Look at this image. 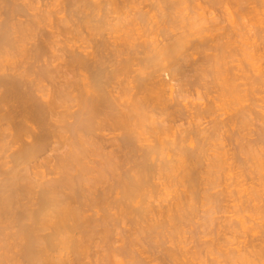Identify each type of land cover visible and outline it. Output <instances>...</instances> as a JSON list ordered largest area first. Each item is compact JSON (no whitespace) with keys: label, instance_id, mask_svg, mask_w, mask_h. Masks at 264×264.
Returning <instances> with one entry per match:
<instances>
[{"label":"rangeland","instance_id":"1","mask_svg":"<svg viewBox=\"0 0 264 264\" xmlns=\"http://www.w3.org/2000/svg\"><path fill=\"white\" fill-rule=\"evenodd\" d=\"M25 1H27V0H25ZM139 0H137V2H138ZM157 1H159V2H157ZM228 1H230L229 3H228ZM245 1V2H244ZM252 1H254V2H252ZM255 1H257V2H259V3H257V2H255ZM28 2H29V0H28ZM90 3H91V5H93V6H90V4H87L86 6L88 7V6H90V7H93V8H90L91 10H87V8L85 7L84 9H86V11L83 9L82 11V13H84V11L86 12V13H89V12H91V15H92V11H96V9H97V12H93L94 13V15L97 13L98 14V12H99V14L101 13V12H103L102 10H103V8H104V11L105 12H103V13H106V11H108V9L110 8H113L112 7V5H105V2H104V0H102V3L100 4V0L98 1L99 3V5H101V7H103V8H101V9H99L98 8V4L95 2V0L94 1H89ZM88 2V3H89ZM141 2V0L139 1V3ZM143 2V3H142ZM142 2H141V4H139V3H136V4H139V5H141V8H140V10H134V9H136V8H134V9H130V8H132L131 6H128L129 8V10H126V13L127 12H132L133 14V17H134V19H132V15L131 14H129V13H127L128 15H129V17L131 18V21L133 20L134 21V24L133 25H135L134 27L136 28V27H138V29H136V30H138V32H136V31H134V30H132L133 31V33H132V35L131 36H129V35H127V37L129 36L130 37V40L129 39H127V37H124V36H122V34H118L117 35V37L119 36V35H121V37H123V38H126V39H123V38H121L120 39V36L118 37V38H116L115 37V32H112V31H110L111 30V28H109V27H111L110 25H112V24H110V25H107V23L109 24V22L110 23H112L113 22V24L114 23H116V21L114 20V19H112L113 18V16L110 18V20L112 21H108V19H109V17H108V19L105 21V25H97V26H99L100 27V30L99 31H104L103 33H104V35H103V33L102 34H100L99 35V33L98 32H96V36L94 35V36H90V37H88V36H83L79 41H78V39L77 38H79V37H76L77 36V34H75L74 35V33L72 34V33H70V34H72L71 36H70V34H66V32H65V28H67V30L69 29V27L72 29V30H77L73 25H70V23L68 22L67 24H63L62 25V22H60V19H61V17H63V16H61V14H59V16H57L58 14L55 12V10H56V8H57V6L56 7H53L52 9H53V11L51 10V8H49L50 10V12H52L49 16H48V18H49V20L48 21H46V22H44V24H42L43 26H42V28H45V25L47 24V26H46V29H44V30H47V31H45V32H50L49 30H52L54 33H56V36H57V32H60L59 33V35H58V39L59 40H57V38L55 39L54 38V40H56L57 41V44L59 45H57L56 46V48L54 47V49H55V52H56V58L54 57L55 55V52L54 53H52L53 51L51 50V52H50V49H49V51H48V53L50 52V53H52L51 55L50 54H48V55H50V56H52L53 58H51V57H48V59L49 58H51V60L53 59V61H51V62H53V64L54 65H56V68H57V71L55 70V76L53 75V82H54V84L52 83V82H48V84L46 85V83L47 82H45V85H46V88H47V90L48 91H50V93L51 92H54V90L55 89H57L58 87L57 86H60V85H63L64 83H65V81H71L72 80V82L73 81H75L74 82V86H72L73 84H72V82H71V87H73L72 89H74V90H70L71 92H69L70 93V95H71V93H72V96L71 97H73V95H74V98H75V96L76 97H79V99L78 98H75V99H78L79 101H81L80 103H77V101L74 99L72 102H73V104H72V102H71V105L68 103V102H70V101H67V104H69V105H67V107L69 106V108H68V110L70 109V114L72 113V111H73V113L72 114H75V113H77L78 112V110H80V108H79V106L81 105V104H83L82 103V98H85V99H83V100H86V97H87V93L86 92H88V91H86L89 87L91 88V86H86L87 88H85V86H83V85H85V84H83V82L84 83H87V81H88V84H89V79H90V82H92V79H91V77L93 78V76H91L92 75V73L90 74V72L88 73V71H86V74H85V70L83 71V74L81 73L80 74V72L78 73V71L77 72H74V73H77V74H75L76 75V78L78 79H76L75 77H73V71L71 70L72 69V66H70V68H69V66H67L68 64V62L71 60L70 59V57H68L67 55H65V56H63V53L62 52H59L60 50H61V45H64V44H62V42L64 41V39H68V37L67 36H69V38L71 37L72 39H74L75 37V39L77 40V41H71V42H69V39L66 41L65 40V42L67 43V45L70 43V45L71 44H73V42H74V44H76L75 46H74V49H78V47H80V49H78V51H79V53L82 51V53L81 54H83V50H84V54H88V53H90V50L92 49V51H91V53H96V51H97V53L99 52V51H101V50H103L102 51V53L104 54V55H106L105 57L106 58H110V60L111 61H113L112 59H114L112 56L115 54V52L117 53V51H115V50H126V51H128L127 52V55H124L125 57H130V56H132L133 57V55L131 54L130 55V53H134V55L135 54H137L138 55V57L139 58H141V57H143L142 59H144L145 57V54H144V56H143V53L142 54H140V55H142V56H140L139 55V53H138V51H143L144 52V43L143 42H145V41H149V43H148V45H149V48L150 47H156V44L155 43H157L156 41L157 40H159V43H157V44H160L161 42H162V40H164L163 42H166L167 40H165V37H167L166 39H169V37H171L172 38V36H173V38L175 37V38H181L182 39V37L184 38V39H182V40H184V43H183V41H182V43H180L182 46V48H181V50H182V52H181V50H179L178 51V55L177 54H174V55H176V56H174V58H173V60L171 59L173 56H171V58L169 57V59H171L172 61H173V64L171 63V60H169L168 58L167 59H165V61L163 62V64L166 66V64L168 63V65H167V67H164V68H169V69H171V70H174L175 71V69H176V67H177V70L179 71V72H174L173 74H170L169 72H164L163 73V71H162V69H164L163 67L161 68V71H160V76H159V78L157 77V81H156V73H155V77H154V79H155V81L156 82H161V81H163L164 80V82H165V84H164V82H163V84H164V87L163 88H165V87H167V85L169 86V87H167V89H166V91H164V93L165 94H163V96L165 97H163V99H162V101L164 100V106H162L163 104V102L160 104V105H158L157 104V102L156 101H154L155 103H153V105H150V104H147V105H150L149 106V108L151 107V109L149 110V108H148V106L146 105L145 107H146V109L147 110H145V108H144V106H142L143 107V110L145 111V113H146V111H148L147 112V114H148V116H147V114H145V117L147 116L148 118H150V119H147L146 118V122L145 121H143V119H142V122H143V124L141 123V122H139L140 124V127L139 126H137V127H139L138 129H137V127L135 128V130H136V134H137V136L138 135H140V138H139V136L137 137L139 140L137 141V145L138 144H140V146L142 147V149H141V147L138 145L137 146V153H136V156H132L133 158L131 159V155L128 157V151H127V149H125V147H124V144H123V142L122 141H120L121 140V137L119 136V138H118V136L117 135H121L120 134V132H118L117 131V133H119V134H117V133H114V132H112L111 133V131L112 130H109L110 132H108L107 130H105V132L104 131H98V132H101V134L104 136V139H103V137H102V135L100 134V136L102 137V142H101V139H100V136H99V134H98V136L97 135H95V136H97L98 138V141H96L97 139H95L92 135H91V137H93L92 139H91V143L94 141V142H96L97 144H99L98 145V147L99 148H96V147H94V146H97V144L96 145H93L92 147V149H91V151H94L95 150V148L98 150V151H100V153L102 154V158H101V155H100V153H98L99 155H97L98 156V159L96 158L95 160H96V162L94 161V157H97V156H95L96 154H95V152H94V156L92 155V154H89L87 157L85 156V158H87L86 160H87V163L86 162H83V164L84 163H86L87 165H88V162H90V160H91V163H90V165L89 166H87L86 164H85V166L86 167H89V168H91V167H94V169L93 168H91L92 170H94L95 172L93 173V171H91L92 172V175H90V173H88V174H86L87 176H88V182H86V186H85V184H84V188H86V191L89 189H92V190H90L91 192H92V194H93V192L95 191L97 194H98V190H100V191H102V190H104V188H106V190H109V192L110 191H112V193H111V197H109V200H108V205L107 204H105V207L107 208L106 210H105V207L104 206H102V205H100V207L102 208V211H101V209H100V207H98V206H90V204H91V201L90 202H87V203H90V204H87L86 202V206H84L85 208H84V210L86 211V210H89V211H84L83 209V213H84V216H85V218L87 217V218H89V220H92L91 222H92V225H94L93 224V222L95 223V224H97V223H99V224H101V225H104V226H101L100 225V228L98 227L97 228V234L95 235L94 233L96 232V230H95V232L93 233L94 235V238L93 237H91V234L90 233H92V230L91 231H87L85 228V230L84 231H86L87 233H89V237H90V239H91V243L89 242V244L88 245H90V248L91 249H89V247H88V249H86V250H88V252L87 251H83V252H81L80 251V253H81V255H82V253H83V255L82 256H78L79 255V252H78V254H77V252L76 253H74L73 252V249H63V248H61V249H59L60 247H57V248H55V249H53L52 250V253H55V254H52L51 253V251H50V254H51V256L50 255H47V256H49V257H51V259L53 258V260H54V258L56 259V258H59V259H61V260H63V259H65L64 261H67L68 262V264H180L181 262V264H183V263H185V264H217V262H218V264L220 263V264H230V263H234V264H236V261L238 262L237 264H239V258H243L244 256L246 257H249L248 255H249V253H253V251L252 250H254L253 249V247H252V245L254 244V245H259V243L260 242H264L263 240H264V175H262V174H264V75L262 74V73H264V35H262L263 33H264V23H262L263 21H264V1L263 0H165V2H167L166 4H165V2L164 1H160V0H142ZM213 2V3H212ZM235 2V3H234ZM237 2V3H236ZM104 3V4H103ZM160 3H161V5H160ZM163 3V4H162ZM170 3H172V4H170ZM238 3H240L239 5L241 6V7H239L238 5H236V4H238ZM251 3V4H250ZM253 3V4H252ZM254 3L256 4V5H254ZM31 5H32V7H33V9H35V7L38 9L41 5H36V3L35 4H33V3H30ZM96 4L98 5L97 6V8H96ZM147 4V5H146ZM151 4V5H150ZM165 4V6H163ZM224 4V5H223ZM103 5V6H102ZM105 5V6H104ZM139 5H137V7L139 6ZM154 5V6H153ZM245 5V6H244ZM253 5V6H252ZM135 6V5H134ZM244 6V7H243ZM250 6V7H249ZM32 7H31V9H32ZM106 7V8H105ZM136 7V6H135ZM140 7V6H139ZM149 7V8H148ZM159 7V8H158ZM163 9H162V8ZM166 7H167V9H166ZM168 7H169V9H168ZM247 7V8H246ZM262 7V8H261ZM172 8V9H171ZM238 8H239V10H238ZM241 8V9H240ZM35 10V11H33V10H28L29 11V13H31V12H34V13H38L39 11L38 10ZM95 9V10H94ZM114 9V8H113ZM143 10V12H145V14L146 15H148L146 18L144 17V19H145V21L144 22H142L141 21V23H144V24H140L139 22H137L136 20H138V19H136V18H139V17H141L142 15L141 14H138V13H140V11H142ZM159 9H161V10H159ZM249 9V11H247ZM254 9V10H253ZM258 9L260 10V11H258ZM101 10V11H100ZM150 10V11H149ZM152 10V11H151ZM155 10H156V13H155ZM166 10V11H165ZM168 10V11H167ZM173 10V11H172ZM245 10V11H244ZM37 11V12H36ZM88 11V12H87ZM113 11V10H112ZM112 11H110V13L112 12ZM134 11V12H133ZM163 11V12H162ZM45 12V11H44ZM135 12H138L137 13V16L135 15ZM142 12V13H143ZM166 12V14L163 16L162 14L163 13H165ZM170 14H169V13ZM241 12V13H240ZM244 12L246 13V14H244ZM256 12H258V13H256ZM46 13H48V12H46ZM45 13V14H46ZM54 13V14H53ZM57 15H56V14ZM177 15H176V14ZM183 13V14H182ZM239 13L242 15V16H240L239 15ZM248 13H250V14H248ZM259 13H260V16L261 15H263V16H258L259 15ZM85 14V13H84ZM102 14V13H101ZM108 14H109V11H108ZM126 14V15H127ZM145 14H143V16L145 15ZM155 14V15H154ZM169 14V15H168ZM248 14V15H247ZM254 14V15H253ZM54 15V16H53ZM81 15H83V14H81ZM81 15H79V16H81ZM104 15V14H103ZM131 15V16H130ZM141 15V16H140ZM145 15V16H146ZM173 15V16H172ZM180 15V16H179ZM93 16V15H92ZM136 16V17H135ZM175 16H177V18L175 19ZM244 16V17H243ZM248 16V17H247ZM249 16H251V17H249ZM4 17V16H3ZM57 17H59V18H57ZM128 17V16H127ZM128 17V18H129ZM149 17V18H148ZM164 17V18H163ZM171 17V18H170ZM183 17H186V18H183ZM259 17V18H258ZM27 17H24L23 18V20H25ZM54 18V19H53ZM128 18H126L125 17V19H128ZM130 18L128 19V21H130ZM160 18H161V20H160ZM163 18V19H162ZM166 18V19H165ZM182 18V19H181ZM256 18V19H255ZM53 19V20H52ZM121 19H123V18H121ZM159 19V20H158ZM170 21H169V20ZM173 19H175V20H173ZM179 19H181V20H179ZM184 19H186V20H184ZM187 19H188V21H187ZM250 19V20H249ZM27 20V19H26ZM115 22H114V21ZM140 20V19H139ZM148 20V21H147ZM164 21L165 20V22L167 21V22H169L168 24H167V22L166 23H164L163 22V24H162V22L161 21ZM173 20V21H172ZM191 20H193L194 21V24H196V25H194L193 23L191 24L190 22H191ZM251 20H253V21H251ZM255 20H257V21H255ZM262 20V21H261ZM58 21V22H57ZM67 21H68V19H67ZM124 22L126 21L127 22V20H123ZM133 21H132V23H133ZM138 23H136V22ZM176 21V22H175ZM177 21H180V22H177ZM184 21H187L188 22V24L186 23V24H184L185 22ZM192 21V22H193ZM208 21V22H207ZM212 21V22H211ZM215 21V22H214ZM48 22V23H47ZM49 22L51 23L52 22V24H50L49 25ZM56 22V23H55ZM150 22V23H149ZM171 22H175L174 24H172ZM184 22V23H183ZM206 22H207V24H206ZM220 24V25H218V23ZM251 22V23H250ZM255 22V23H254ZM259 22V23H258ZM129 23V22H128ZM156 25H155V24ZM189 23H190V25H189ZM198 23H199V25H198ZM214 23V24H213ZM254 23V24H253ZM53 24H55V25H53ZM57 24V25H56ZM140 24V25H139ZM161 24V25H160ZM204 24H206V25H208V26H204L203 27V25ZM216 24H217V26H216ZM256 24V25H255ZM259 24V25H258ZM60 25V26H59ZM144 27H143V26ZM149 25V26H148ZM173 25H174V27H173ZM188 25V26H187ZM191 25H194V26H191ZM213 25H215L214 27H212ZM52 26V27H51ZM53 26H54V28H53ZM56 26V27H55ZM106 27V26H108V27H106L105 29L103 28V27ZM132 26V25H131ZM166 26V27H165ZM219 26V27H218ZM73 27H74V29H73ZM134 27H132V28H134ZM163 27V28H162ZM168 27V28H167ZM171 27V28H170ZM193 27V28H192ZM200 27H202L201 29H199ZM49 30H48V29ZM52 28V29H51ZM57 28V29H56ZM101 28H103V30H101ZM134 28V29H135ZM140 28V29H139ZM141 28H142V30H141ZM152 28V29H151ZM166 28V29H165ZM175 28V29H174ZM196 28V29H195ZM204 28V29H203ZM210 28V29H209ZM259 28V29H258ZM61 29H62V31H64V34H62V31H61ZM107 29H109V30H107ZM70 30V29H69ZM72 30H71V32H72ZM106 30V31H105ZM139 30H140V32H139ZM152 30V31H151ZM155 30V31H154ZM162 32H161V31ZM193 30V31H192ZM195 30V31H194ZM200 30V31H199ZM211 30V31H210ZM217 30V31H216ZM262 30V31H261ZM176 31V32H175ZM191 31V32H190ZM207 31V32H206ZM212 31H214V32H212ZM84 32V31H83ZM83 32H81V33H83ZM112 33V35L110 34V33ZM131 32V31H130ZM136 32V33H135ZM149 32V33H148ZM166 34H165V33ZM175 32V33H174ZM193 32V33H192ZM196 32V33H195ZM85 33H87V32H84L83 33V35L85 34ZM98 33V34H97ZM128 33H129V31H128ZM134 33H135V35H134ZM137 33H139L138 35H137ZM188 33V34H187ZM199 35H198V34ZM205 33H206V35H205ZM61 34V35H60ZM88 34V33H87ZM114 34V35H113ZM143 34V35H142ZM192 34V35H191ZM197 34V35H196ZM203 34H204V36H203ZM209 36H211V37H209ZM223 34H224V36H223ZM106 35V36H105ZM109 35H111V36H109ZM163 35H164V37H163ZM170 35V36H169ZM184 35H186V37H184ZM194 35V36H193ZM61 36H63L64 37V39H62L63 37H61ZM101 38V39H99V37ZM125 36H126V34H125ZM138 38H136V37ZM145 36V37H144ZM146 36H148V37H146ZM177 36V37H176ZM181 36V37H180ZM92 37V38H91ZM94 37V38H93ZM112 37V38H111ZM132 37V38H131ZM152 39H151V38ZM156 37V38H155ZM199 37V38H198ZM222 37H223V39H222ZM60 38H61V41L62 42H60ZM88 38H90V39H88ZM103 38H104V40H103ZM111 38V39H110ZM114 38H116V39H114ZM143 38V39H142ZM164 38V39H163ZM186 38H188V39H186ZM198 38V39H197ZM202 38V39H201ZM28 39V38H27ZM34 39V38H33ZM33 39H31L30 38V42H29V40H28V43L27 42H25L26 44H25V46L27 47V49L29 48V49H31L32 47V43H36V40L35 39H37V38H35L34 40ZM107 39V40H106ZM215 39V40H214ZM100 40V41H99ZM113 40V41H112ZM118 40V41H117ZM120 40V41H119ZM122 40V41H121ZM129 42H127V41ZM134 40H135V43H134ZM145 40V41H144ZM211 40H213V41H211ZM33 41V42H32ZM83 41V42H82ZM97 41V42H96ZM103 41H105V42H103ZM108 41V42H107ZM110 41V42H109ZM153 41V42H152ZM161 41V42H160ZM191 41V42H190ZM61 43V45L59 44V43ZM65 42H63V43H65ZM82 42V43H81ZM89 42V43H88ZM94 42V43H93ZM118 42V43H117ZM125 42V43H124ZM155 42V43H154ZM180 42H181V40H180ZM98 43V44H97ZM102 43H104L103 45H102ZM107 43V44H106ZM115 43V44H114ZM117 43V44H116ZM122 43V44H121ZM138 43H140V45L138 44ZM150 43H151V45H150ZM212 43V44H211ZM23 44V43H22ZM73 44V45H74ZM94 44H95V46H94ZM125 44V45H124ZM128 44V45H127ZM143 44V45H142ZM145 44H146V42H145ZM155 45V46H152V45ZM79 45V46H78ZM81 45H82V47H84V49L83 48H81ZM93 45V47H91ZM103 46V48H101L102 46ZM108 45H110V46H108ZM122 45V46H121ZM138 45H139V47H138ZM162 45V44H161ZM218 45H221L220 47L218 46ZM227 45H229V46H227ZM245 45V46H244ZM61 46V47H60ZM100 46V47H99ZM105 46V47H104ZM125 46H127V47H125ZM132 46H133V52H131V49H132ZM222 46H223V48H222ZM243 46V47H242ZM31 47V48H30ZM58 47V48H57ZM60 47V48H59ZM99 47V48H98ZM120 47V48H119ZM122 47V48H121ZM131 47V48H130ZM139 49H138V48ZM143 49H142V48ZM158 48H159V46H157ZM161 47V46H160ZM198 47V48H197ZM207 47H208V49H207ZM215 47H217V49L215 48ZM225 47V48H224ZM88 48V49H87ZM101 48V49H100ZM153 48H151L150 49V52H154V49ZM201 48H202V50H201ZM242 48V49H241ZM59 51H58V50ZM86 49V50H85ZM105 49V50H104ZM112 49V50H111ZM115 49V50H114ZM225 49V50H224ZM88 50V51H87ZM94 50H95V52H94ZM99 50V51H98ZM135 50H136V52L137 53H135ZM199 50V51H198ZM221 50L223 51V52H221ZM113 51H114V53H113ZM123 51V52H124ZM203 53H202V52ZM244 51V52H243ZM60 53V55H59V53ZM88 52V53H87ZM177 52V51H176ZM179 52H181V53H179ZM228 52V53H227ZM100 53V54H99ZM98 54L100 55V56H103L102 58H104V55L101 53V52H99ZM110 53H113V54H110ZM128 53H129V55H128ZM155 53V52H154ZM223 53H224V55H223ZM232 53V54H231ZM250 55H249V54ZM24 54L26 55H28L29 56V54L28 53H26V52H24ZM65 54V53H64ZM111 55V56H109V55ZM125 54H126V52H125ZM180 54H181V56H180ZM252 54V55H251ZM23 56V55H18L17 56V60H18V62H19V64H18V62H17V60L16 59H14V60H16L15 62V64H17L16 66H20V64H23V65H21V69L20 70H22V67L25 69V66H28L29 64L27 63V61L29 62V63H31L30 62V59L27 57V55L26 56ZM57 55H59V56H61L60 58L57 56ZM137 55H135V56H137ZM151 55H153V54H150V56ZM223 55V56H222ZM225 55H227V56H225ZM229 55V56H228ZM230 55H232V58L230 57ZM244 55V57H242ZM245 55H247V56H245ZM255 55V56H254ZM67 56V57H66ZM124 56H123V58H124ZM216 56V58H214ZM22 57V58H21ZM111 57H112V59H111ZM185 57V58H184ZM206 57H207V60H206ZM209 57V58H208ZM222 57H224V58H222ZM227 59H226V58ZM247 57V58H246ZM251 57V58H250ZM258 57H260V58H258ZM26 58V60H24ZM59 58V59H58ZM116 58V57H115ZM135 58V57H134ZM177 60H176V59ZM214 58V59H213ZM218 58H220V59H218ZM253 58V59H252ZM28 59V60H27ZM46 59H47V56H46ZM54 59H55V61H54ZM57 59V60H56ZM105 59V58H104ZM137 59V58H136ZM142 59H140V60H142ZM210 59V60H209ZM214 61H213V60ZM219 61H218V60ZM225 59V60H224ZM230 60V62L228 63V61ZM231 59H233V61L235 62H233V61H231ZM13 60V59H12ZM106 60V59H105ZM105 60H103V61H105ZM108 60V59H107ZM106 60V63L108 62L109 64H107V65H110V63H111V61H107ZM166 60H167V62H166ZM174 60H176V62L174 61ZM209 60V61H208ZM217 60V61H216ZM237 60V61H236ZM24 61V62H23ZM59 63H58V62ZM62 61V62H61ZM168 61H170V62H168ZM196 61V62H195ZM203 61V62H202ZM211 61V62H210ZM225 61H226V64L227 65H225V64H223V66H222V63H225ZM249 61H251L252 62V64H253V66L251 65V62H249ZM12 63L14 62V61H11ZM23 62V63H22ZM137 62H139V60L137 61ZM136 62V63H137ZM142 61H140V64H138V68L135 66L134 67V69L136 70V68L137 69H140V67L142 68L143 66H144V63H143V65H142V63H141ZM165 62H166V64H165ZM198 62V63H197ZM219 62H221L220 63V66H218L217 65V63H219ZM239 62V63H238ZM254 62V63H253ZM64 63V64H63ZM106 63H105V65H106ZM113 63H114V61H113ZM135 63V64H136ZM170 63V64H169ZM174 63L176 64V66L174 65ZM191 63H192V66H191ZM211 63V64H210ZM213 63V64H212ZM14 64V65H15ZM26 64H28V65H26ZM67 64V65H66ZM195 64V65H194ZM214 65L215 64V66H212V67H214V68H212L210 65ZM231 66H229V65ZM239 64V65H238ZM11 64L9 63V66H10ZM25 65V66H24ZM59 65V66H58ZM106 65V66H107ZM235 65H236V67H235ZM243 65V67H241ZM15 66V67H16ZM65 66H66V69H65ZM190 66V67H189ZM218 66V67H217ZM226 66V67H225ZM240 66V67H239ZM59 67V68H58ZM69 68V72H67L68 71V68ZM109 67V66H108ZM171 67V68H170ZM173 67H174V69H173ZM238 67V68H237ZM253 67V68H252ZM257 67V68H256ZM52 68V67H51ZM197 68H198V70H197ZM23 69V70H24ZM63 69H64V71H63ZM157 69V68H156ZM160 69V68H159ZM159 69H157V70H154V71H158V73H159ZM211 69V70H210ZM224 69V70H223ZM228 69V70H227ZM58 70H61V71H59L58 72ZM75 70V69H74ZM153 69H148V71L149 72H151ZM182 70V71H181ZM184 70V71H183ZM217 71L216 72V74H215V72L214 71ZM227 70V71H226ZM65 73H63V72ZM212 72V74L211 73H209V72ZM181 72V73H180ZM220 72V73H219ZM226 72V73H225ZM233 72V73H232ZM60 73V74H59ZM61 73H63V74H61ZM187 73H189V74H187ZM219 73V74H218ZM59 74V76H57ZM70 74V75H69ZM80 74V75H79ZM167 74V75H166ZM178 74V75H177ZM182 74V75H181ZM185 74V75H184ZM224 74V75H223ZM246 76H245V75ZM258 74V75H257ZM260 74V75H259ZM72 75V76H71ZM74 75V76H75ZM82 75V76H81ZM125 74H123V75H121L122 77H119V80H120V82L121 81H123V83H124V86H125V84L127 85V86H129L127 83H129V84H132V85H130V87H132L133 86V84H135V83H132V81H133V77L130 75V74H128V75H130L129 77L127 76V75H125ZM134 75V74H133ZM171 75V77H169V76ZM220 75V76H219ZM236 75V76H235ZM245 77H243V76ZM61 76L63 77V78H61ZM68 76V77H67ZM81 76V77H80ZM84 76V78H82ZM119 76V75H118ZM213 76H217V78H215V77H213ZM243 78H242V77ZM255 76H258L259 78H257V77H255ZM261 76V77H260ZM35 77V76H34ZM57 77V78H56ZM66 77V78H65ZM71 77V78H70ZM219 77V78H218ZM224 77V78H223ZM226 77V78H225ZM247 77V78H246ZM62 79V80H64V78H65V80L62 82V80H60V79ZM126 78V79H125ZM214 78V79H213ZM228 78H230L231 80H229ZM58 79V80H57ZM86 79H88V80H86ZM158 79H159V81H158ZM163 79V80H162ZM198 79V80H197ZM226 79V80H225ZM254 79V80H253ZM255 79H256V81L258 80V82H255ZM260 79V80H259ZM84 80V81H83ZM125 80V81H124ZM127 80H130L129 82L127 81ZM215 80V81H214ZM219 80V81H218ZM239 80H240V83H239ZM242 80H243V82L244 83H246V85H244V83L242 82ZM252 80V81H251ZM56 81V82H55ZM57 81H59V84L57 83ZM80 81V82H79ZM83 81V82H82ZM174 81V82H173ZM189 83H188V82ZM214 81V82H213ZM216 81H218V83L219 84H217V82ZM222 81V82H221ZM237 81V82H236ZM77 82V83H76ZM131 82V83H130ZM225 82V83H224ZM252 84H251V83ZM56 83V84H55ZM122 83V84H123ZM213 83V84H212ZM233 83V87H235L236 89H235V91H233L234 89H233V87H232V84ZM234 83H237V84H234ZM80 84V85H79ZM160 84V83H159ZM161 84H162V82H161ZM167 84V85H166ZM189 84V85H188ZM221 84H224V86L223 87H221ZM240 84V85H239ZM136 85V84H135ZM134 85V86H135ZM205 85V86H204ZM226 85V86H225ZM231 85V86H230ZM237 87H236V86ZM49 88H48V87ZM52 86V87H51ZM78 86V87H77ZM80 86H82L81 88H80ZM122 86V85H121ZM246 86V87H245ZM76 87V88H75ZM130 87H128V88H130ZM174 87V88H173ZM230 87V88H229ZM239 87V88H238ZM122 88V87H121ZM125 90L124 91H126L128 88L125 86V87H123ZM127 88V89H126ZM169 88V89H168ZM221 88V89H220ZM228 88H229V90H228ZM50 89V90H49ZM70 89V88H69ZM69 89L67 90V91H69ZM86 89V90H85ZM91 89H93V87L91 88ZM91 89H89V90H91ZM136 89V88H135ZM164 89V90H165ZM246 89V90H245ZM248 89V90H247ZM75 90H76V92H75ZM137 90V89H136ZM136 90L135 91H131V93H133V92H136ZM221 90H222V92H221ZM224 90H225V92H224ZM232 90V91H231ZM56 91V90H55ZM82 91V92H81ZM94 91V89L92 90V92ZM176 91V92H175ZM240 91H242V92H240ZM85 92V93H84ZM92 92H88L89 94L90 93H92ZM229 92H231V93H229ZM68 93V92H67ZM69 93L67 94L68 96H70L69 95ZM77 93V94H76ZM129 93H130V89H129ZM241 93V94H240ZM65 94V93H64ZM81 94V95H80ZM88 94V95H89ZM95 94V93H94ZM127 94V93H126ZM228 94V95H227ZM230 94V95H229ZM66 95V94H65ZM95 95H97V94H95ZM223 95V96H222ZM242 95V98H240V96ZM247 95V96H246ZM85 96V97H84ZM126 96V95H125ZM124 96V98L122 99V101H124L125 99H130L131 97H129V95L128 96H126L125 97ZM173 96V97H172ZM180 96V97H179ZM228 96H229V98H228ZM244 96V97H243ZM71 97H69V99H73V98H71ZM128 97V98H127ZM168 97H169V99H168ZM177 97V98H176ZM179 97V98H178ZM182 98V99H181ZM244 98V99H243ZM168 99V100H167ZM175 99H177V102H175L176 100ZM239 99V100H238ZM131 100V99H130ZM129 100V101H130ZM172 100V101H171ZM241 100H242V102H241ZM78 101V102H79ZM211 101V102H210ZM126 103H128L127 101H125ZM132 102V101H131ZM159 102H161V101H159ZM174 102V103H173ZM178 102H180V103H178ZM74 103H77V104H74ZM123 103V102H122ZM130 103V102H129ZM155 104H157V106L155 105ZM177 104V105H176ZM179 104H181V105H179ZM198 104V105H197ZM72 105H75L74 107L72 106ZM128 105H130V104H127L126 106H128ZM156 107H155V106ZM205 105V106H204ZM82 107H81V109L83 108V105H81ZM152 106H154L155 108L154 109H157V108H159V111L162 109V112H165V113H159L158 112V109H157V112L155 113V111H154V109H153V107ZM159 106H161V108L159 107ZM168 106V107H167ZM181 106L183 107L182 109H181ZM71 107V108H70ZM74 109H73V108ZM77 107H78V109H77ZM163 107V108H162ZM165 107V108H164ZM176 107H178V108H176ZM167 108V109H166ZM171 108V109H170ZM173 108V109H172ZM205 108L207 109L206 111H205ZM71 109H72V111H71ZM153 109V110H152ZM176 109V110H175ZM62 110V109H61ZM76 110V111H75ZM194 110V111H193ZM197 110H201V112L199 113V111H197ZM212 111V112H210L211 114L213 113V115H209L208 116V114H209V112H208V114H205V113H207V111ZM66 111V110H65ZM75 111V112H74ZM152 111V112H151ZM177 111V112H176ZM182 111V112H181ZM202 111H205L204 112V114L202 113ZM64 112V111H63ZM69 112V111H68ZM161 112V111H160ZM169 113V116L171 115V117L173 116V115H175V116H173L172 118L171 117H169L168 116V114L166 115V113ZM199 114L198 116H200V117H198V116H196V114L197 113ZM215 112V113H214ZM143 113V112H142ZM141 113V114H142ZM152 113V114H151ZM155 113V114H154ZM184 113V114H183ZM188 113V114H187ZM193 113V114H192ZM202 113V114H201ZM71 114V115H72ZM161 114V115H160ZM195 114V115H194ZM201 114V115H200ZM68 115H69V113H68ZM182 116V117H179V116ZM186 115V116H185ZM202 115H204V116H202ZM70 116V115H69ZM74 116V115H73ZM72 116V117H73ZM76 116V115H75ZM75 116L73 117V119H71V117H66L67 118V123L68 122H70L71 121V123H72V121H75L74 119H75ZM155 116H157V117H155ZM202 116V117H201ZM144 117V118H145ZM162 117V118H161ZM196 117H198V118H196ZM65 118V117H64ZM65 118V119H66ZM155 118V119H154ZM157 118V119H156ZM175 119V121H174V119ZM195 118V119H194ZM211 118H212V120H211ZM58 120L59 119V116H58V118L57 117H54V120H52V122H53V125L55 124V125H57L54 121L55 120ZM155 121H154V120ZM164 119V120H163ZM56 120V121H57ZM145 120V119H144ZM148 120V121H147ZM159 120V123L157 122ZM169 120H172V121H169ZM174 121V122H173ZM193 122V123H191V122ZM212 121V122H211ZM52 122H51V124H52ZM156 124L155 126H154V123ZM167 122H169V123H167ZM65 123V122H64ZM147 123V124H146ZM150 123V124H149ZM164 123V124H163ZM219 125H218V124ZM149 124V125H148ZM171 124V125H170ZM135 125H136V123H135ZM144 125V126H143ZM152 127H151V126ZM158 125V126H157ZM215 125V126H214ZM216 125H217V127H216ZM58 126H59V124H58ZM166 126V127H165ZM193 128H192V127ZM219 126V127H218ZM60 127H61V125H60ZM59 127V128H60ZM142 127V128H141ZM154 127V128H153ZM155 127H157V128H155ZM165 128L164 130V132H163V130H161V128ZM174 127V128H173ZM180 127V128H179ZM214 127H216L215 129L218 131V132H220V135H218L217 134V131L214 129ZM141 128V129H140ZM158 128H160L159 129V131H157L158 130ZM166 128H167V132H166ZM173 128V129H172ZM192 128V129H191ZM200 128V129H199ZM218 128H220V129H218ZM57 129H58V127H57ZM56 129V130H57ZM143 129V130H142ZM157 129V130H156ZM185 129V130H184ZM188 129V130H187ZM137 130H138V132H137ZM140 130V131H139ZM147 130V131H146ZM184 130V131H183ZM199 132H198V131ZM214 130L216 131V135L214 134ZM156 131V132H155ZM162 131V132H161ZM174 131V132H173ZM188 131V132H187ZM195 131V132H194ZM197 131V132H196ZM97 132V133H98ZM103 132V133H102ZM142 134H141V133ZM160 132V133H159ZM178 134H177V133ZM204 132V133H203ZM213 132V133H212ZM66 133V132H65ZM68 133V132H67ZM111 133V134H110ZM122 133V132H121ZM147 133V134H146ZM169 133V134H168ZM188 133V134H187ZM200 133V134H199ZM236 135H235V134ZM94 134H96V133H94ZM160 134V135H159ZM161 134H163V135H161ZM167 134H168V136H167ZM180 134V135H179ZM186 134V135H185ZM199 134V135H198ZM204 134V135H203ZM233 134H234V136H233ZM69 135H71L70 133H68L66 136H69ZM158 135V136H157ZM170 135H172L171 137H170ZM176 135H177V137H176ZM184 135H185V140L184 139H182V141H181V139L180 138H183L184 137ZM188 135V136H187ZM201 135V136H200ZM211 135H215L216 136V138H219L221 141H223V145L225 146V147H222L221 146V142L218 140V139H215V136H214V139L215 140H213V141H211L210 142V140H212V138L210 137ZM218 135V136H217ZM178 136H179V138H178ZM200 136V137H199ZM206 136V137H205ZM230 136L232 137L233 136V138L232 139H230ZM72 137V136H71ZM70 136H69V138H71ZM90 137V136H89ZM89 137L88 138H86L87 140L89 139ZM107 137V138H106ZM160 137H162V138H160ZM168 137V138H167ZM174 137V138H173ZM209 137L211 138L210 140H209ZM66 138V137H65ZM68 138V137H67ZM143 138L145 139V141L143 140ZM149 138H150V140H149ZM165 138H166V140H165ZM171 138V139H170ZM175 138H177V141H175V146H174V141L173 140H176ZM188 138V139H187ZM190 138V139H189ZM72 139V138H71ZM89 139V140H90ZM109 139V140H108ZM118 139V140H117ZM153 139V140H152ZM180 139V140H179ZM197 140V143H196V140ZM202 139H205V140H203L202 141ZM206 139L208 140V144H209V142L211 143V144H217V147H216V145H215V147H213L214 148V152H213V148H212V146L213 145H211V144H206V147H205V145H204V143L203 142H206ZM100 140V141H99ZM107 140V141H106ZM140 140H142V142H140ZM148 140V141H147ZM157 140V141H156ZM159 140H160V142H159ZM161 140H163V142H161ZM186 140L188 141V142H186ZM216 140H218V141H216ZM29 141V140H28ZM64 141H65V139H64ZM62 142L61 140L59 141V142H61L62 143V146L61 147H63L62 149H61V147H56V145L57 144H53V146H55V147H53L52 146V150H53V153L51 152V150L49 151V154H47V156L46 155H44L43 157V159H41L40 160V163L42 162L43 163V165H45L44 166V168L42 167L43 165H41V167H42V169L40 168V172H42V173H40V174H42L43 176H45L44 178V180L45 181H47V180H49V179H54V178H57V176H61V175H58V173L56 174L55 173V171L56 172H58V171H60V170H55V171H53V166L51 165H49V164H53L54 166H56V159H55V157H57L58 156V154H59V156L60 155H64V152H66L67 151V149L70 147V145L69 144H71V143H69V144H66L67 142L66 141H69L68 139H66V143L65 142ZM152 141V142H151ZM191 141V142H190ZM195 141V142H194ZM200 141V142H199ZM70 142H71V140H70ZM108 142V143H107ZM112 142V143H111ZM115 142V143H114ZM122 142V143H121ZM140 142V143H139ZM157 142V143H156ZM173 142V143H172ZM178 142V143H177ZM184 142H185V144H184ZM199 142V143H198ZM216 142V143H215ZM239 142V143H238ZM55 143H56V140H55ZM61 143H59V144H61ZM63 143H65V148H64V144ZM90 143V144H91ZM114 143V144H113ZM163 143V144H162ZM166 143H168L167 145H166ZM172 144L173 146H171L170 144ZM190 143H193L194 145V147L195 146H197V144H200V143H203L202 145H204V150L205 149H207L208 147L209 148H211V150H209V148H208V152L210 153H206V152H204L201 156L199 155V160L197 161H195V159L193 160H191L190 159V161H189V157H186L184 154V156L180 153L179 154V152H185V153H188V149H189V147H193L192 146V144L190 145ZM58 144V145H59ZM92 144H94V143H92ZM103 145V147H102V145ZM119 144H121V145H119ZM178 146H177V145ZM181 144V145H180ZM242 144V145H241ZM69 147H68V146ZM112 145V146H111ZM119 145V146H118ZM155 145V146H154ZM165 145V146H164ZM170 145V146H169ZM188 145V146H187ZM190 145V146H189ZM201 145V144H200ZM243 145H244V147H243ZM250 145V146H249ZM66 146H67V148H66ZM148 146V147H147ZM160 146V147H159ZM168 146V147H167ZM187 147L185 150H187V152L186 151H184V149L181 151L180 149H182V147ZM208 146V147H207ZM220 148H219V147ZM241 148H243L244 150H246V152H248L249 153V155L251 154L250 152H252L253 154H251L252 155V157H251V155L249 156L248 155V153H246V152H244V150H242V149H240V147ZM106 147V148H105ZM115 147V148H114ZM121 147V148H120ZM123 147V148H122ZM150 147V148H149ZM163 147H165V149H162L161 150V148H163ZM172 147V148H171ZM176 147V151L177 150H179V152L177 151V152H175L174 151V148ZM178 147H179V149H178ZM193 147V151L194 150H196L195 148ZM249 147V148H248ZM56 149V151L54 152V150ZM57 148H60L58 151H57ZM103 148V149H102ZM138 148H140V149H138ZM145 148V149H144ZM152 148H153V150H152ZM157 148V149H156ZM159 148H160V150H159ZM170 148V149H169ZM198 148V147H197ZM223 148H224V150H223ZM248 148V149H247ZM252 150H251V149ZM65 149H66V151H65ZM71 148H69L68 150H70ZM94 149V150H93ZM100 149V150H99ZM144 149V150H143ZM152 150V152H154V153H150V151ZM154 149H156V150H154ZM216 149H217V151H218V153H217V151H216ZM250 149V151H247V150H249ZM105 150V151H104ZM138 150H141V151H138ZM150 150V151H149ZM172 150V151H171ZM190 150V149H189ZM191 150H192V148H191ZM191 150L189 151V153L187 154L188 156H189V154H192L191 153ZM63 151V152H62ZM102 151V152H101ZM112 151H114L116 154L114 155V152H112ZM119 151V152H118ZM122 151V152H121ZM146 151H148V154H149V156H148V154L146 155V156H148V159L150 158L151 160L150 161H148L147 159L145 160H143V157L145 156L144 154H146V153H144V152H146ZM161 151V152H160ZM197 151V150H196ZM207 151V150H206ZM211 151V152H210ZM216 151V152H215ZM68 152V151H67ZM113 154H112V153ZM139 152V153H138ZM174 152L176 153V154H174ZM195 152V151H194ZM193 152V153H194ZM56 153V154H55ZM61 153V154H60ZM63 153V154H62ZM106 153V154H105ZM107 153L109 154V157H108V159H110V158H112V159H110V161L112 160V163H113V165H115V168H114V166L112 167L113 168V170H112V172H110V171H108L107 172V170H109V166L107 167L108 169H106V166H105V161L107 160H105V157H106V155H107ZM141 153V154H140ZM144 153V154H143ZM156 153V154H155ZM160 153V154H159ZM164 153V154H163ZM172 153V154H171ZM205 153H206V155H205ZM216 153V154H215ZM240 153V154H239ZM103 154H105V156L103 155ZM111 154V155H110ZM143 154V155H142ZM154 154V155H153ZM207 154L209 155V157H211V154H215L216 155V157L219 159V161H218V159L216 160V159H213V160H216V162L215 163H213V160H212V157L211 158H209L208 156H207ZM241 154H243L242 156H241ZM255 154V155H254ZM54 155H56V156H54ZM66 155V154H65ZM87 155V154H86ZM125 155V156H124ZM150 155H152V157L150 156ZM160 155H161V157H160ZM166 155V156H165ZM173 155V156H172ZM174 155H176V156H174ZM212 155V156H213ZM218 155V156H217ZM54 156V157H53ZM90 156H93V157H90ZM108 156V155H107ZM115 156V157H114ZM117 156V157H116ZM142 156V157H141ZM164 156V157H163ZM169 156V157H168ZM172 156V157H171ZM181 156V157H180ZM202 156H204V157H202ZM49 160H47L46 158ZM62 157V156H61ZM64 157V156H63ZM163 157V158H162ZM174 157H175V159H174ZM254 157V158H253ZM258 157V158H257ZM52 158V159H51ZM54 158V159H53ZM58 158V157H57ZM84 158V159H85ZM91 158V159H90ZM102 160H101V159ZM104 158V159H103ZM114 158V159H113ZM117 158H118V160H117ZM156 158V159H155ZM183 158V159H182ZM188 160H187V159ZM201 158V159H200ZM215 158V157H214ZM251 158V159H250ZM90 159V160H89ZM125 159V160H124ZM144 161V164L146 165L147 163V161H148V167H150L149 169H152V170H150V171H152V175H149L148 174V177H149V179L151 178V180H147V181H149V183L147 182V184L148 185H146L145 187H147V189L144 187V189L146 190V193H145V190L143 189V193H142V191H141V195L142 196H139V198H138V195L136 196L135 195V197H133V201H132V198L130 199V198H128L127 197V195H126V190L125 189H127V188H125V186H124V184L126 183L125 181H128L127 179H128V177H130V176H135L136 175V173H138V174H141L142 173V171H140V170H142V169H144V168H142V166L144 165H142L141 163H143V162H141L142 160ZM155 159V160H154ZM168 159V160H167ZM210 159V160H209ZM51 160L53 161V163L51 162ZM85 160V161H86ZM114 160H116V161H118V162H116V161H114ZM138 160H139V163H140V165H142V166H140L139 165V163H138ZM180 160V161H179ZM183 160H184V162H183ZM202 160V161H201ZM204 160V161H203ZM3 161V159L0 161V163ZM6 161H8V160H6ZM6 161H3V162H6ZM99 161V162H98ZM114 161V162H113ZM127 161V162H126ZM151 161H153V163L151 162ZM186 161V162H185ZM200 161V163H198ZM209 161H212V162H209ZM218 161V162H217ZM254 161V162H253ZM46 162H48V163H46ZM51 162V163H50ZM54 162H56V163H54ZM93 162H95V163H93ZM150 162L152 163V165L154 166H152L151 164H150ZM161 162V163H160ZM170 162V163H169ZM204 162V163H203ZM94 165H93V164ZM96 163H98L97 164V168H96ZM104 165H102V164ZM186 163V164H185ZM188 163H189V165H188ZM192 163V164H191ZM194 163H196V164H194ZM200 164V165H198V164ZM212 163L214 164V165H212ZM46 164H48V165H46ZM108 164V163H107ZM106 164V165H107ZM118 164V165H117ZM122 164V165H121ZM136 166H135V165ZM138 164V165H137ZM168 164V165H167ZM172 164V166H170ZM176 164V165H175ZM219 166H218V165ZM232 164V165H231ZM100 165V166H99ZM116 165L118 166L117 168V170H114V169H116ZM121 165V166H120ZM182 165V166H181ZM192 165V166H191ZM204 166V167H202V166ZM209 165V166H208ZM11 166V164L10 165H7V167H4V168H6V172H4L6 175L5 176H2V174H1V177H0V184H4V185H6L8 182L9 183H11V181L10 180H13V179H11V177H10V172L8 171L7 172V170H9V167ZM48 166H50V167H48ZM101 166H102V168H104L105 167V170H104V172H102V173H99V172H101V171H103V170H101L102 168H101ZM134 166H135V168H134ZM162 166V167H161ZM184 166V167H183ZM195 166V167H194ZM197 166V167H196ZM210 166H211V168L213 167V169H214V171H213V169H211L210 168ZM216 166H218V167H216ZM53 167V168H52ZM111 167V166H110ZM120 167V168H119ZM133 167V168H132ZM147 167V166H146ZM147 167V168H148ZM152 167V168H151ZM158 167H160V168H158ZM174 167V168H173ZM176 167V168H175ZM180 167V168H179ZM193 167V168H192ZM207 167H209V169L207 168ZM220 167V168H219ZM230 167V168H229ZM4 168L2 169V170H0V171H5L4 170ZM48 168V169H47ZM51 168H52V170H51ZM123 168V169H122ZM130 168H131V170H130ZM142 168V169H141ZM157 168V169H156ZM178 168H179V170H178ZM188 168V169H187ZM192 168V170L194 171V172H191L192 170H190V172L191 173H194V175H193V180H195V181H197L198 179V181L197 182H199L198 184H194V186L193 187H191V188H195L194 190L196 191V194H195V198H196V201H195V199L193 200V197H192V194H194V192L195 191H193L192 189H189V191L188 192H186L187 193V195L184 193V191H185V187L188 185V183L190 184V182L188 181L189 179H190V177H189V175L187 174V172H188V170L189 169H191ZM218 168V169H217ZM228 168V169H227ZM18 169H21L22 170V168H18ZM17 169V170H18ZM67 170H68V168H66ZM90 169V170H91ZM97 169H98V171H97ZM132 169H133V171H132ZM135 169V170H134ZM162 169V170H161ZM164 169V170H163ZM166 169H168V171H167V173L169 172V174H167V173H165L166 171ZM186 169V170H185ZM220 169V170H219ZM222 169V170H221ZM16 170V171H17ZM38 170H39V168H38ZM45 170V171H44ZM100 170V171H99ZM161 172H160V171ZM170 170V171H169ZM218 170V171H217ZM224 170V171H223ZM227 170V171H226ZM257 170V171H256ZM16 171H14L15 173H17V172H19V170L16 172ZM51 171V172H50ZM52 171H53V174H52ZM65 171V170H64ZM73 171H75V170H72L71 172H73ZM122 171V172H121ZM124 171V172H123ZM127 171H129V173L127 174L126 172ZM154 171V172H153ZM163 171V172H162ZM179 171V172H178ZM186 172V173H184V172ZM208 171H210V172H208ZM213 171V172H212ZM24 172V173H23ZM39 172V171H38ZM66 172V171H65ZM71 172H69V174H71ZM110 172V173H109ZM116 172H118V174L116 173ZM141 172V173H140ZM158 172V173H157ZM171 172V173H170ZM184 173V175H183V173ZM189 172V173H190ZM196 172V173H195ZM217 172V173H216ZM218 172H219V174H218ZM221 172H223V174L221 173ZM225 172V173H224ZM0 173H2V172H0ZM20 173V175L22 174L23 176L25 175V174H31L30 172L29 173H25V171H22V173L21 172H19ZM19 173H17V174H19ZM60 173V172H59ZM76 173V172H75ZM75 173L73 172V174L75 175ZM99 173V174H98ZM109 174V175H106V174ZM165 175H164V174ZM190 173V174H191ZM216 173V174H215ZM230 173V174H229ZM257 173V174H256ZM11 174H14L13 172L11 173ZM15 175L16 176V178H17V176L18 175ZM55 174V175H54ZM77 174V173H76ZM101 174H102V176H104V174H105V176L102 178V176H101ZM126 174V175H125ZM137 174V175H138ZM155 174V175H154ZM157 174V175H156ZM161 174V175H160ZM210 174L213 176V180H212V178H211V176H210ZM238 174V175H237ZM9 175V176H8ZM100 175V176H99ZM129 175V176H128ZM167 175H169V176H167ZM171 175H174V176H171ZM185 175H187V176H185ZM223 175V176H222ZM7 176V177H6ZM14 176V175H13ZM113 176V177H112ZM150 176H153V177H150ZM156 176H158V177H156ZM184 176V177H183ZM197 176V177H196ZM216 176V177H215ZM221 176V177H220ZM227 176V177H226ZM235 176V177H234ZM4 177V178H3ZM19 177V176H18ZM86 177V176H85ZM84 177V178H85ZM93 179H97L96 181H98V179L99 178H97V177H101L100 179H99V182L100 183H98V182H96V183H98V185H96V187H95V189L97 190H93V186H92V184H94L93 182V180H92V178ZM169 177V178H168ZM173 177V178H172ZM186 177H188V178H186ZM261 177V178H260ZM8 178H10V179H8ZM15 178V180H19V178H17L16 179ZM59 178V177H58ZM106 178H108V179H106ZM111 178H113V179H111ZM120 178V179H119ZM127 178V179H126ZM176 178H177V180H176ZM197 178V179H196ZM219 178H220V180H219ZM232 178H233V180H232ZM260 178V179H259ZM6 179H8V180H6ZM85 179H87V177L85 178ZM110 179V180H109ZM124 179H126L125 181H124ZM148 179V178H147ZM159 179V180H158ZM172 179H173V181H172ZM183 179V180H182ZM43 180V179H42ZM43 180V181H44ZM108 180V181H107ZM120 180H122V181H120ZM187 180V181H186ZM216 180V181H215ZM261 180H263V182H260ZM2 181H3V183H2ZM91 181H92V183H91ZM102 181V182H101ZM105 181V182H104ZM120 181V182H119ZM183 181V182H182ZM218 181V182H217ZM239 181V182H238ZM7 182V183H6ZM23 182V181H22ZM125 182V183H124ZM151 182V183H150ZM178 182V183H177ZM180 182H182V184L185 186V187H183V189H182V185L180 184ZM214 182H216V184L214 183ZM226 182V183H225ZM228 182V183H227ZM233 182V183H232ZM87 183L89 184V183H91V184H89L88 186H87ZM116 183H117V187H116ZM120 183V184H119ZM167 183V184H166ZM196 183V182H195ZM213 183V184H212ZM261 183H263V184H261ZM102 184V185H101ZM146 184V183H145ZM155 184V185H154ZM160 184V185H159ZM170 184V185H169ZM174 184V185H173ZM178 184V185H177ZM227 184H229V186L227 185ZM231 184H233V185H231ZM9 185V184H8ZM159 187H158V186ZM167 185V186H166ZM193 185V184H192ZM191 185V186H192ZM200 185V186H199ZM213 185H215L216 186V188H215V186H213ZM227 185V186H226ZM231 185V186H230ZM90 186V187H89ZM124 186V187H123ZM150 186V187H149ZM181 186V187H180ZM202 186V187H201ZM219 186V187H218ZM243 186V187H242ZM114 187V188H113ZM151 187H152V189H151ZM159 188L158 190H157V188ZM187 187H189V185L187 186ZM186 187V188H187ZM200 187V188H199ZM238 187V188H237ZM110 188H113V189H110ZM116 188V189H115ZM149 188V189H148ZM161 188V189H160ZM174 188V189H173ZM179 188V189H178ZM202 188V189H201ZM205 188V189H204ZM227 188H229V190H227ZM252 188V189H251ZM124 189V190H123ZM167 189H169V190H167ZM181 189V190H180ZM188 189V188H187ZM197 189V190H196ZM213 189V190H212ZM251 189V190H250ZM254 189V190H253ZM105 190V191H106ZM152 191V192H150V191ZM154 190V191H153ZM242 190V191H241ZM245 190V191H244ZM89 191V192H90ZM104 191V192H105ZM114 191H116V192H114ZM149 191V192H148ZM183 191V193H184V195H183V193L181 194V192ZM192 191H193V193H192ZM227 191H229V193H227ZM241 191V192H240ZM119 192V193H118ZM156 192V193H155ZM164 192V193H163ZM168 192V193H167ZM206 192V193H205ZM210 192V193H209ZM231 192H233V194H231V196H230V193ZM258 193V195H259V198H257L258 199V201H256L255 203H254V201L253 202H251V200L249 201L248 199L250 198V196H252L254 193ZM88 192H86V194H87ZM96 193H94V196L96 195ZM148 193V194H147ZM191 193V194H190ZM217 193H219V195H221L220 196V200H222V201H220L219 199H218V197H217V202L215 203V201L216 200H214V199H216V196H217ZM221 193V194H220ZM224 193V194H223ZM250 193V194H249ZM251 193H253V194H251ZM256 193H255V195H256ZM90 194V193H89ZM91 194V195H92ZM144 194H145V196H144ZM170 194V195H169ZM177 194V195H176ZM198 194V195H197ZM205 194V195H204ZM210 194V195H209ZM213 194V195H212ZM140 195V194H139ZM146 195H148L147 197H146ZM189 195V196H188ZM202 195V196H201ZM204 195V196H203ZM212 195V196H211ZM93 196V195H92ZM150 196V197H149ZM154 196V197H153ZM176 196V197H175ZM214 196V197H213ZM91 197V196H90ZM90 197H89V199H90ZM125 197V198H124ZM127 197V198H126ZM162 197V198H161ZM182 199H181V198ZM186 197H187V199L188 198H190V199H186ZM203 197H204V200H206V201H204L203 200ZM248 197V198H247ZM255 197V196H254ZM92 198L93 197H91V200H92ZM117 198V199H116ZM122 198H124V199H122ZM137 198V199H136ZM150 198V199H149ZM172 198V199H171ZM181 199V201H180V199ZM184 198V199H183ZM255 198V199H256ZM119 199V200H118ZM121 199V200H120ZM127 199V200H126ZM166 199H167V201H166ZM199 199H201L200 201H199ZM210 199V200H209ZM251 199V198H250ZM129 200V201H128ZM134 200H136V201H134ZM151 200V201H150ZM170 200H171V202H170ZM191 200V201H190ZM203 200V201H202ZM118 201V202H117ZM122 201V202H121ZM163 201V202H162ZM175 201V202H174ZM183 201V202H182ZM188 201V202H187ZM190 201V202H189ZM208 201V202H207ZM219 201V202H218ZM260 201V202H259ZM114 202V203H113ZM120 202H121V205L122 206H118L119 204H120ZM140 202H141V204H140ZM154 202V203H153ZM185 202V203H184ZM195 202V203H194ZM207 202V203H206ZM210 202V203H209ZM259 204H258V203ZM84 203V204H85ZM113 203V204H112ZM116 203H117V206L119 207H117L116 206ZM146 203H147V205H146ZM149 203V204H148ZM160 203V204H159ZM178 205H177V204ZM204 203V204H203ZM126 204H127V206H126ZM184 206H183V205ZM205 204H207V205H205ZM90 206V208L88 207V206ZM114 205H115V207H114ZM129 205V206H128ZM140 205V206H139ZM153 205V206H152ZM155 205H156V207H155ZM157 205H159V206H157ZM176 207H175V206ZM180 205V206H179ZM193 205V206H192ZM114 208H113V207ZM124 206V207H123ZM130 206H132L131 207V209H133L132 211L134 212H132L131 213V209L129 208ZM164 206V207H163ZM185 206H187V207H185ZM112 207V208H111ZM135 207V208H134ZM139 207V208H138ZM162 207V208H161ZM179 207V208H178ZM93 208V209H92ZM99 208V209H98ZM120 208H122V209H120ZM127 208H128V210H129V213H130V215H128L129 213H128V210H127ZM144 208V209H143ZM167 208H168V210H167ZM183 208V209H182ZM187 208V209H186ZM191 210H190V209ZM195 208V209H194ZM91 209V210H90ZM112 209V210H111ZM116 209V210H115ZM120 209V210H119ZM150 209H152V210H150ZM162 209V210H161ZM172 209H173V211H172ZM181 209H182V211H181ZM210 209V210H209ZM98 210V211H97ZM109 210V211H108ZM154 210V211H153ZM161 210V211H160ZM177 210H178V212H177ZM180 210V211H179ZM189 210H190V212H189ZM193 210V211H192ZM208 210V211H207ZM125 211V212H124ZM186 211V212H185ZM82 212V211H81ZM103 212V213H102ZM109 212V213H108ZM121 212V213H120ZM144 212V213H143ZM166 212V213H165ZM181 212V213H180ZM197 212V213H196ZM92 213V214H91ZM105 213V214H104ZM107 213V214H106ZM112 213V214H111ZM150 213V214H149ZM152 213H153V215H152ZM192 213V214H191ZM195 213V214H194ZM95 216H94V215ZM127 216H125V215ZM133 214V215H132ZM135 214V215H134ZM149 214V215H148ZM161 214V215H160ZM166 214H168V215H166ZM176 214V215H175ZM92 215V216H91ZM100 215V216H99ZM101 215H102V217H101ZM107 217H106V216ZM110 216V218L109 219H107L109 216ZM138 215V216H137ZM179 215V216H178ZM181 215V216H180ZM191 215V216H190ZM103 216H104V218H103ZM116 216V217H115ZM124 216H125V218H124ZM129 216V217H128ZM142 218H140V217ZM188 216V217H187ZM15 216H13L12 218H14ZM111 217H113V219L111 218ZM115 217V218H114ZM151 217V218H150ZM165 217V219H163ZM168 217H170V218H168ZM175 217H176V219H175ZM191 217V218H190ZM208 217V218H207ZM100 218H101V220H100ZM121 219V221H118V220H120ZM128 218V219H127ZM130 218V219H129ZM132 218V219H131ZM148 218H150V219H148ZM172 218V219H171ZM181 218H184V219H181ZM187 218V219H186ZM189 218V219H188ZM15 219V218H14ZM14 219H13V223L15 222L14 221ZM102 219H104L103 221H102ZM115 219H116V221H115ZM153 219V220H152ZM167 219V220H166ZM88 220V219H87ZM98 220V221H97ZM102 221V222H100V221ZM138 220V221H137ZM144 220V221H143ZM146 220H148V221H146ZM150 220V221H149ZM180 220H182V222L180 223ZM185 220V221H184ZM108 221V222H107ZM141 221V222H140ZM170 221H172V222H170ZM178 221V223H175V222H177ZM5 222H7L6 220H5ZM90 222V221H89ZM90 222V223H91ZM113 222V223H112ZM144 222V223H143ZM147 222H148V225H147ZM151 222V223H150ZM162 222H164V223H162ZM174 222V223H173ZM8 223V222H7ZM115 223V224H114ZM135 223V224H134ZM139 223V224H138ZM162 223V224H161ZM12 224V223H11ZM107 224V225H106ZM138 224V225H137ZM143 224V225H142ZM145 224V225H144ZM156 224H158L157 226H156ZM168 224V225H167ZM5 225V224H4ZM3 225V226H4ZM14 226H15V223L13 224ZM13 225H12V227H13ZM115 225V226H114ZM135 225V226H134ZM164 227H163V226ZM176 225H177V227H176ZM140 228H139V227ZM5 227H10V226H8V224H6L5 225ZM90 227H92L91 226V224H90ZM102 227V228H101ZM108 227V228H107ZM115 229H114V228ZM134 227V228H133ZM144 227V228H143ZM146 227V228H145ZM172 227H174V228H172ZM175 227H176V229H175ZM0 228H2V227H0ZM4 228V227H3ZM2 228V229H3ZM7 228H4V230L6 231V229ZM14 228V227H13ZM13 228H11V229H13ZM112 228V229H111ZM139 228V229H138ZM178 228V229H177ZM9 229V228H8ZM11 229H9V230H11ZM18 228L16 227V230H17ZM98 229L99 230H101V231H98ZM105 231H104V230ZM107 229H109V230H107ZM144 229V232L142 233V234H140L139 233V231L141 230V232H142V230ZM146 229V230H145ZM9 230H7L6 232L7 233H5L4 231H2V233L0 232V253H3V255L2 254H0V264H15L16 262V264H28L29 262H26V261H22V258H21V253H20V249H19V247L17 246V241L16 240H14L15 238H12L13 236H12V233H10L9 235H11V236H7L8 235V233L9 232H12L13 230H11V231H9ZM16 230H14L15 232H16ZM112 230V231H111ZM173 230V231H172ZM102 231H104V232H102ZM175 231V232H174ZM176 231H177V233H176ZM182 231V232H181ZM4 232V233H3ZM15 232H13V234L15 233ZM100 234H99V233ZM112 233V234H110L109 235V233ZM104 233H106V234H104ZM107 233H108V236H107ZM171 233H174L173 235L171 234ZM4 236H3V235ZM7 234V235H6ZM43 234H49V233H43ZM102 234V235H101ZM138 234V235H137ZM2 235V236H1ZM140 235V236H139ZM102 236V237H101ZM106 236V237H105ZM110 236V237H109ZM180 236V237H179ZM104 237H105V239H104ZM107 237H108V239H107ZM175 237V238H174ZM9 238V239H8ZM93 238V239H92ZM105 240H103V239ZM174 238V239H173ZM177 238V239H176ZM4 239V240H3ZM13 239V240H12ZM127 239H131V242H129V240H127ZM6 240V241H5ZM14 241V242H13ZM16 241V242H15ZM88 241V240H87ZM86 241V242H87ZM90 241V240H89ZM94 241V242H93ZM96 241V242H95ZM127 241V242H126ZM138 241V242H137ZM179 241H181V242H179ZM226 241V242H225ZM251 241V242H250ZM1 242H3V243H1ZM6 242V243H5ZM140 242V243H139ZM217 242H219V243H217ZM225 242V245L223 244ZM230 243V245L231 246H229V243ZM9 243V244H8ZM88 243V242H87ZM135 243V245H133ZM176 243H177V245H176ZM253 243V244H252ZM261 243V244H262ZM2 244V245H1ZM15 244V245H14ZM175 244V245H174ZM182 244V245H181ZM224 245V246H222V245ZM228 244V245H227ZM251 244V245H250ZM85 245H86V243H85ZM133 245V246H132ZM138 245V246H137ZM179 245V246H178ZM2 246V247H1ZM5 246V247H4ZM87 246V245H86ZM124 246V247H123ZM127 246V247H126ZM132 246V247H131ZM141 246V247H140ZM150 246V247H149ZM174 246V247H173ZM215 246H217V248L215 249ZM227 246V247H226ZM245 246V247H244ZM249 246V248H247ZM250 246H251V248H250ZM18 247V248H17ZM126 247V248H125ZM130 247V248H129ZM153 247V248H152ZM171 247V248H170ZM226 249H224V248ZM239 247H242V248H239ZM256 247H259V246H256ZM5 248V249H4ZM14 248H16V249H14ZM87 248V247H86ZM141 248V249H140ZM145 248V249H144ZM164 248H167V249H164ZM174 248H176V249H174ZM182 250H181V249ZM219 248V249H218ZM235 248H237L236 250H235ZM245 248H247V249H249V250H251L250 252H249V250H245ZM254 248H255V246H254ZM4 249V250H3ZM10 249V250H9ZM84 249H85V246H84ZM122 249H124L123 251L124 252H122ZM130 249V250H129ZM177 249H179V250H177ZM226 251H224V250ZM241 250V251H239V250ZM6 250V251H5ZM19 250V251H18ZM62 250V251H61ZM69 250V251H68ZM83 250V249H82ZM165 250V251H164ZM168 250H170V251H168ZM176 250V251H175ZM256 250V249H255ZM254 250V251H255ZM9 253H8V252ZM59 251V252H58ZM132 251V252H131ZM152 251V252H151ZM154 251V252H153ZM169 252V254H168V252ZM175 251V252H174ZM178 251V252H177ZM221 251V252H220ZM231 251V252H230ZM248 251V252H247ZM62 254H61V253ZM65 252V253H64ZM71 252V253H70ZM72 252H73V254H72ZM126 252V253H125ZM130 252H131V254H130ZM134 252V253H133ZM165 252H166V254L167 255H169V258H168V256L165 254ZM230 252V253H229ZM235 252H237V253H235ZM242 252V253H241ZM246 252V255H244V253ZM17 253V254H16ZM19 253V254H18ZM69 253V254H68ZM85 253V254H84ZM140 253V254H139ZM157 253V254H156ZM181 253H183V255H181ZM186 253V254H185ZM222 253V254H221ZM234 253V254H233ZM240 253V254H239ZM252 253H251V255H252ZM5 254H6V256H5ZM58 254V255H57ZM60 254V255H59ZM64 254V255H63ZM72 254V255H71ZM129 254V255H128ZM136 254V255H135ZM138 254V255H137ZM176 255V257H174L175 255ZM227 254H232V256L230 255V256H228ZM237 254H239V257H237L238 255ZM241 254H243V256L241 255ZM8 255L10 256V258L8 259L7 257H8ZM13 255H15V256H13ZM75 255V256H74ZM85 255V256H84ZM89 255V256H88ZM133 255V256H132ZM137 256L136 258H135V256ZM143 258H141L140 256ZM150 255V256H149ZM172 255H174L173 257L174 258H170ZM179 255H180V257H179ZM226 257H225V256ZM250 255V256H251ZM263 255V254H262ZM12 256V257H11ZM130 258H129V257ZM228 256V257H227ZM255 256H256V258H258L257 257V255L256 254H254L253 256H251L252 257V260L253 259H255ZM13 257H15V258H13ZM17 257V258H16ZM64 257H66V258H64ZM135 259H134V258ZM139 257V258H138ZM149 257V258H148ZM166 257V258H165ZM177 257H179V258H177ZM231 259H230V258ZM233 257H235L236 259L238 258V260H236V259H234L233 260ZM263 257V256H262ZM20 258V259H19ZM176 258V259H175ZM229 258V259H228ZM18 259V260H17ZM50 259V260H51ZM164 259V260H163ZM259 259H262V258H259ZM6 261V262H3V261ZM16 260V261H15ZM49 259H45V261H41V262H39V264H50L51 262H49L48 261ZM71 260V261H70ZM83 260V261H82ZM135 260H136V262H135ZM152 260V261H151ZM154 260V261H153ZM169 260H172L173 262H171V261H169ZM228 260V261H227ZM229 260H230V262H229ZM236 260V261H235ZM262 260H264V258L262 259ZM262 260H260V261H258V262H256L257 260H254V262L255 263H253V264H258L259 262H261ZM47 261H48V263H47ZM133 261V262H132ZM146 261H148V262H146ZM179 261V262H178ZM184 261V262H183ZM71 262V263H70ZM76 262V263H75ZM229 262V263H228ZM30 264V263H29ZM259 264H263V261L261 262V263H259Z\"/></svg>","mask_w":264,"mask_h":264},{"label":"bare ground","instance_id":"2","mask_svg":"<svg viewBox=\"0 0 264 264\" xmlns=\"http://www.w3.org/2000/svg\"><path fill=\"white\" fill-rule=\"evenodd\" d=\"M90 0H29V2H28V0L27 1H25V0H0V161L3 159V161H6V160H8V161H6V162H1L0 163V170H2L4 167H7V165H10L11 164V166L9 167V170H7V172L9 171L10 172V177H11V179H13V180H10L11 181V183H7L6 185H2V184H0V227H4V228H7V227H5V225L6 224H8V226H10V227H8L9 229H11V228H13L14 230H16V227L18 228L17 230H16V232L13 230V229H11V230H13L12 232H9L8 233V235L7 236H11V235H9L10 233H12V238H15L14 240H16L17 241V246L19 247V249H20V253H21V258H22V261L24 260V261H26V262H29L30 264H39V262H41V261H45V259H51V254H50V251H51V253H52V250L53 249H55V248H57V247H60L59 249H61V248H63V249H73V252L74 253H76L77 252V254H78V252H79V255L78 256H82L83 255V253H82V255H81V253H80V251L81 252H85V251H87L88 252V250H86V249H88V247H89V249H91L90 248V245H88L89 244V242L91 243V239H90V235H89V233H87L86 231H84L85 229L89 232V231H91L92 229V233H90L91 234V237H93L94 238V234L96 235L97 234V228L99 227L100 228V225L101 224H99V223H97V224H95L94 222H93V224L94 225H92V220H89V218H85V216H84V213L86 212V211H89V210H84V206H86V203L87 202H90L91 201V204L90 203H87V204H90V206H98V207H100V205H102V206H104L105 207V204H107L108 203V200H109V197H111V193H112V191H110L109 192V190H106V188H104V190H102V191H100V190H96L95 189V187H96V185H98V183H100L99 182V179L101 178V177H97V178H99L98 179V181H96L97 179L95 178V179H93L92 177V180L94 181L93 183L94 184H92V186L94 187L93 188V190L95 189L97 192H98V194L94 191L93 192V194H92V192L90 191V190H92V189H88L87 191H86V188H84L85 186H86V182H88V179L90 178H88V176L86 175V174H88V173H90L91 171H93V173L95 172L94 170V167H91V168H93L94 170H92L91 168H89V167H86L85 166V164L87 163V158H85V156L87 157L89 154H92L93 156L95 155V156H97V155H99L98 153H100V151H98L96 148H99L98 147V145L99 144H97L96 142H92V143H94V144H92L91 143V139L94 137L95 139H97L98 137V134H99V136H100V134H101V132H98V131H104L105 132V130H107L108 132H110L109 130H112L111 131V133L112 132H114V133H117V131L118 132H120V134L121 135H117L118 136V138H119V136L121 137V140L120 141H122L123 142V144H124V147H125V149H127V151H128V157L131 155V159L134 157V156H136V153H137V146L139 145L140 146V142H142V140H140V144H138L137 145V141L139 140L137 137L139 136V138H140V135H138L137 136V134H136V130H135V128L137 127V126H139L140 127V123L139 122H141L142 124H143V122H142V119H143V121H145L146 122V118L147 119H150V118H148L147 116H148V114H147V112L148 111H146V113H145V111L143 110V107L142 106H144V108H145V110H147L148 108H149V106L150 105H153V103H155L154 101H158L157 102V104L158 105H160L162 102V106H164V100L162 101V99H163V94H165L164 93V91H166V89H167V87H169L167 84V87H165V88H163L164 87V84H165V82H164V80L163 81H161L162 82V84H161V82H156L157 81V77L159 78V76L161 75L160 74V71H161V68L163 67H167V65H168V63L166 64V62H167V60H166V62H165V64H166V66L163 64V62L165 61V59H169V57L171 58V56H173L171 59L173 60V58H174V56H176V55H174V54H177L178 53V51L179 50H181V48L184 46H182L180 43H182V41H183V43H184V40H182V39H184L183 37H182V39L180 38H178L177 36V38H173V36H172V38L171 37H169V39H166L167 37H165V40H167L166 42H163L164 40H162V42L160 43V44H157V43H159V40H157L156 42L157 43H155L156 44V47H150L149 48V45H148V43H149V41L147 40V41H145L146 42V44H145V42H143L144 43V52L143 51H138V53H139V55L140 54H142L143 53V56H144V54H145V58L144 59H142L143 57H141V58H139L138 57V55L137 54H135V55H137V56H135L134 55V53H130V55L132 54L133 55V57L132 56H128V57H125L124 55H127V52L128 51H124V50H115V51H117V53L115 52V54L112 56L114 59H112V57H111V59L114 61V63H113V61H111L110 60V58L108 57V58H106L107 56L106 55H104L103 53L105 52H103L102 53V51L103 50H101V51H99V52H101L103 55H104V58L107 60H109V61H111V63H110V65H107V64H109L108 62L106 63V60L104 59V58H102L103 56H100L98 53H97V51H96V53H91V51H92V49L90 50V53H88V54H84V50H83V54H81L82 53V51L79 53V51H78V49H80V47H78V49L76 48V49H74V46L77 44H74V42L75 41H77L75 38L76 37H79V38H77L78 39V41L83 37V36H88V37H90V36H94L95 34H96V32H98L99 30H100V27L99 26H97V25H99L100 23V25H105L104 23H105V21L108 19V17H109V19H108V21L110 20V18L113 16V18L112 19H114L115 21H116V23H114L113 24V22L112 23H110L109 22V24L107 23V25H110V24H112V25H110L111 27H109V28H111V30L110 31H112V32H115L114 34H115V37L116 38H118L119 36H120V39L121 38H123V37H121V35H119L118 37H117V35L118 34H122V36H124V37H127V35H129V36H131L132 35V33H133V31L132 30H134V31H136V32H138V30H136V29H138V27H134L135 25H133L134 24V21H133V23H132V21H131V18L129 17V15L127 14V13H129V12H127L126 13V10H129L128 8V6H131L132 8H130V9H134V8H136V9H134L135 11L138 9V10H140V8H141V5H139V4H141V2H142V0H141V2L139 3V1L137 2V0H104V2H105V5L107 4V5H112V7L114 8H109L108 9V11H109V14H108V11H106V13H103V12H105L104 11V8L103 7H101V5H99L98 3V1L99 0H95V2L99 5H97L96 4V8H97V6H98V8L99 9H101V8H103V12H101L100 14H99V12H98V14L96 13L95 15H94V13L95 12H97V9H96V11L94 12V11H92V15H91V12H89V13H86L85 11H86V9H84L85 7L87 8V10L89 9V10H91L90 8H93V7H90V6H93V5H91V3L89 2ZM91 1H94V0H91ZM101 2H100V4L102 3V0H100ZM161 1V0H160ZM162 1H164L165 2V0H162ZM168 1V0H167ZM171 1V0H170ZM180 1V0H179ZM259 1V0H258ZM264 1V0H263ZM89 2V3H88ZM157 2H159V1H157ZM230 1H228V3H229ZM245 2V1H244ZM252 2H254V1H252ZM255 2H257V1H255ZM30 3H33V4H35L36 3V5H41L38 9L35 7V9H33V7H32V5L30 4ZM136 3H139V4H136ZM143 3V2H142ZM167 2H165V4H166ZM213 3V2H212ZM235 3V2H234ZM237 3V2H236ZM257 3H259V2H257ZM87 4H90V6H86ZM104 4V3H103ZM163 4V3H162ZM165 4L163 5V6H165ZM168 4V3H167ZM170 4H172V3H170ZM240 3H238V4H236V5H238L239 7H241L240 5H239ZM251 4V3H250ZM253 4V3H252ZM104 5V6H105ZM136 7H135V6ZM137 5H139L138 7H137ZM147 5V4H146ZM151 5V4H150ZM160 5H161V3H160ZM224 5V4H223ZM254 5H256L255 3H254ZM57 6V8H56V10H55V12L58 14H56L57 16H59V14H61V16H63V17H61V19H60V22H62V25L64 24H67L68 22L70 23V25H73L77 30H72L70 27H69V29L67 30V28H65L64 30H65V32H66V34L68 33V34H70V33H74V35L75 34H77V36L74 38V39H72L71 37V35L72 34H70V38H69V36H67L68 37V39H69V42H71V41H74L73 42V44H71L70 45V43L67 45V43L65 42V40L67 39H64V37L63 36H61V37H63L62 39H64V41L63 42H65V43H63L62 41H61V38H60V42H62V44H64V45H61V43H59L61 46V50L59 51L58 49V51L59 52H64L63 53V56H65V55H67L68 57H70V61L66 64L67 66H72V69L70 68V66H69V68L73 71L72 73V75H73V77H75L76 78V75L75 74H77V73H74V72H77L78 71V73L80 72V74L82 73L83 74V71L85 72V74H86V71H88V73L90 72V74L92 73V75L91 76H93V78L91 77V79H92V82H90V79H89V84H88V81H87V83H84L83 81V84H85V85H83V86H85V88H87L86 86H91V88L93 87V89H94V91L92 92V90L93 89H91L90 87L86 90V91H88V92H92V93H88V92H86L87 94V97H86V100H83V99H85V98H82V103L83 104H81V105H83V108L81 109V105L79 106V108H80V110H78V112L77 113H75V114H72L73 113V111H72V109H71V111H72V115L70 114V109L68 110V108H69V106L67 107V105H71V102L75 99V98H78L79 99V97H76L75 96V98H74V95H73V97H71L72 96V93H71V95H70V93L69 92H71L72 90H74V89H72L73 87H71V85L72 86H74L75 84H74V82L76 81H73L72 82V80L70 81H65V83L63 82L64 80H65V78H64V80H62V79H60V80H62V82L64 83L63 85H60V86H57L58 88L57 89H55L54 90V92H51L50 93V91H48L47 90V88H46V85L48 84V82H52L53 84H54V82L52 81L53 80V75L56 73L55 72V70L57 71V68H56V65H54L53 64V62H51V61H53V59L51 60V58H53L52 56H50L52 53H54L55 52V49H54V47L56 48V46L58 45L57 44V41L56 40H54V38L56 37H58V35H59V33L60 32H57V36H56V33H54L52 30H49L48 28V30L50 31V32H45V31H47V30H44V29H46V26H47V24L45 25V28H42V24H44V22H46V21H48L49 20V18H48V16L52 13V12H50L49 10V8H51V10L53 11V7H56ZM103 6V5H102ZM154 6V5H153ZM245 6V5H244ZM243 6V7H244ZM253 6V5H252ZM31 7H32V9H31ZM101 7V8H100ZM111 7V6H110ZM134 7V8H133ZM250 7V6H249ZM85 10L84 11V13H82L83 11V9ZM106 8V7H105ZM149 8V7H148ZM159 8V7H158ZM162 8V7H161ZM247 8V7H246ZM262 8V7H261ZM38 10L39 12L38 13H34V12H31V13H29V11L28 10H33V11H35V10ZM163 9V8H162ZM166 9H167V7H166ZM168 9H169V7H168ZM172 9V8H171ZM241 9V8H240ZM264 9V8H263ZM95 10V9H94ZM113 10V11H112ZM142 10V9H141ZM159 10H161V9H159ZM170 10V9H169ZM238 10H239V8H238ZM254 10V9H253ZM45 11V12H44ZM101 11V10H100ZM110 11H112L111 13H110ZM150 11V10H149ZM152 11V10H151ZM166 11V10H165ZM168 11V10H167ZM173 11V10H172ZM245 11V10H244ZM247 11H249V9L247 10ZM258 11H260L259 9H258ZM37 12V11H36ZM46 12H48V13H46ZM54 12V11H53ZM88 12V11H87ZM94 12V13H93ZM134 12V11H133ZM143 10L142 11H140V13H138V12H135V15L137 16V13L138 14H141L140 16L141 17H139V18H136V19H138V20H136L137 22H139L140 24H144V23H141V21L142 22H144L145 21V19H144V17L146 18L148 15H146L145 14V12H143ZM163 12V11H162ZM264 12V11H263ZM46 13V14H45ZM50 13V14H49ZM155 13H156V10H155ZM169 13V12H168ZM241 13V12H240ZM239 13V15L240 16H242L241 14ZM256 13H258V12H256ZM54 14V13H53ZM81 14H83V15H81ZM104 14V15H103ZM127 14V15H126ZM129 14H133L132 12H130ZM143 14H145L144 16H143ZM166 14V12L165 13H163L162 15L164 16ZM170 14V13H169ZM168 14V15H169ZM176 14V13H175ZM183 14V13H182ZM244 14H246L245 12H244ZM248 14H250V13H248ZM247 14V15H248ZM52 15V14H51ZM50 15V16H51ZM79 15H81V16H79ZM130 15V16H131ZM134 15V14H133ZM133 15H132V19H134V17H133ZM155 15V14H154ZM167 15V14H166ZM177 15V14H176ZM254 15V14H253ZM264 15V14H263ZM263 15H261V16H263ZM4 16V17H3ZM49 16V17H50ZM54 16V15H53ZM111 16V17H110ZM130 18V21H128V17ZM135 16V17H136ZM173 16V15H172ZM180 16V15H179ZM258 16H260V13H259V15ZM260 16V17H261ZM24 17H27L25 20H23V18ZM125 17L126 18H128V19H125ZM244 17V16H243ZM248 17V16H247ZM249 17H251V16H249ZM57 18H59V17H57ZM121 18H123V19H121ZM149 18V17H148ZM164 18V17H163ZM162 18V19H163ZM171 18V17H170ZM177 18V16H175V19ZM183 18H186V17H183ZM259 18V17H258ZM54 19V18H53ZM52 19V20H53ZM67 19H68V21H67ZM140 19V20H139ZM166 19V18H165ZM175 19H173V20H175ZM182 19V18H181ZM181 19H179V20H181ZM256 19V18H255ZM264 19V18H263ZM113 20V21H114ZM123 20H127V22L125 21H123ZM159 20V19H158ZM160 20H161V18H160ZM169 20V19H168ZM167 20V21H168ZM172 20V21H173ZM184 20H186V19H184ZM250 20V19H249ZM114 21V22H115ZM135 21V22H136ZM148 21V20H147ZM166 21V22H167ZM170 21V20H169ZM182 21V20H181ZM187 21H188V19H187ZM187 21H184L183 23L184 24H188V22ZM193 20H191V24L193 23L194 24V21L192 22ZM251 21H253V20H251ZM255 21H257V20H255ZM262 21V20H261ZM58 22V21H57ZM107 22V21H106ZM129 22V23H128ZM136 22V23H137ZM162 22V24H163V22L164 23H166L165 22V20L163 21H161ZM176 22V21H175ZM174 22V23H175ZM177 22H180V21H177ZM208 22V21H207ZM207 22H206V24H207ZM212 22V21H211ZM215 22V21H214ZM48 23V22H47ZM56 23V22H55ZM150 23V22H149ZM169 22H167V24H168ZM172 24H174L173 22H171ZM190 23H189V25H190ZM218 23V22H217ZM251 23V22H250ZM255 23V22H254ZM253 23V24H254ZM259 23V22H258ZM262 23H264V21L262 22ZM50 24H52V22L50 23L49 22V25ZM138 24V23H137ZM139 24V25H140ZM155 24V23H154ZM206 24H204L203 25V27L206 25ZM214 24V23H213ZM53 25H55V24H53ZM57 25V24H56ZM132 25V26H131ZM156 25V24H155ZM161 25V24H160ZM194 25H196V24H194ZM194 25H191V26H194ZM198 25H199V23H198ZM218 25H220L219 23H218ZM256 25V24H255ZM259 25V24H258ZM60 26V25H59ZM143 26V25H142ZM149 26V25H148ZM188 26V25H187ZM200 26V25H199ZM206 26H208V25H206ZM215 25H213L212 27H214ZM216 26H217V24H216ZM52 27V26H51ZM56 27V26H55ZM74 27H73V29H74ZM106 27H108V26H106ZM105 26L103 27L104 29L106 28ZM132 27H134V28H132ZM144 27V26H143ZM166 27V26H165ZM173 27H174V25H173ZM219 27V26H218ZM53 28H54V26H53ZM103 28H101V30H103ZM163 28V27H162ZM168 28V27H167ZM171 28V27H170ZM193 28V27H192ZM202 27H200L199 29H201ZM205 28V27H204ZM203 28V29H204ZM52 29V28H51ZM57 29V28H56ZM140 29V28H139ZM152 29V28H151ZM166 29V28H165ZM175 29V28H174ZM196 29V28H195ZM210 29V28H209ZM259 29V28H258ZM71 30H72V32H71ZM107 30H109V29H107ZM141 30H142V28H141ZM202 30V29H201ZM61 31H62V29H61ZM87 32V33H85L84 35H83V33L84 32ZM106 31V30H105ZM128 31H129V33H128ZM131 31V32H130ZM152 31V30H151ZM155 31V30H154ZM161 31V30H160ZM193 31V30H192ZM195 31V30H194ZM200 31V30H199ZM211 31V30H210ZM217 31V30H216ZM262 31V30H261ZM264 31V30H263ZM81 32H83V33H81ZM100 32V33H99ZM98 33H99V35L100 34H102L104 31H99ZM135 32V33H136ZM139 32H140V30H139ZM162 32V31H161ZM176 32V31H175ZM174 32V33H175ZM191 32V31H190ZM207 32V31H206ZM212 32H214V31H212ZM97 33V34H98ZM110 33V32H109ZM135 33H134V35H135ZM149 33V32H148ZM165 33V32H164ZM193 33V32H192ZM196 33V32H195ZM215 33V32H214ZM62 34H64V31H62ZM111 35H112V33H110ZM113 34V35H114ZM125 34H126V36H125ZM139 33H137V35H138ZM166 34V33H165ZM188 34V33H187ZM198 34V33H197ZM196 34V35H197ZM61 35V34H60ZM103 35H104V33H103ZM111 35H109V36H111ZM143 35V34H142ZM192 35V34H191ZM199 35V34H198ZM205 35H206V33H205ZM208 35V34H207ZM262 35H264V33L262 34ZM85 36V37H86ZM96 36V35H95ZM106 36V35H105ZM127 37V39H129L130 40V37ZM170 36V35H169ZM194 36V35H193ZM203 36H204V34H203ZM209 36V35H208ZM223 36H224V34H223ZM60 37V36H59ZM58 37V38H59ZM81 37V38H80ZM99 37V36H98ZM101 37V36H100ZM99 37V39H101ZM136 37V36H135ZM145 37V36H144ZM146 37H148V36H146ZM163 37H164V35H163ZM181 37V36H180ZM184 37H186V35H184ZM205 37V36H204ZM209 37H211V36H209ZM28 38V39H27ZM30 38L31 39H35V38H37V39H35L36 40V43L34 44V43H32L33 45L30 47L31 49H27V47L25 46V42H27L28 43V40H29V42H30ZM55 38V39H56ZM57 38V40H59ZM92 38V37H91ZM94 38V37H93ZM112 38V37H111ZM110 38V39H111ZM116 38H114V39H116ZM132 38V37H131ZM137 38V37H136ZM151 38V37H150ZM156 38V37H155ZM199 38V37H198ZM197 38V39H198ZM212 38V37H211ZM33 39V40H34ZM67 39V40H68ZM88 39H90V38H88ZM123 39H126V38H123ZM138 39V38H137ZM143 39V38H142ZM152 39V38H151ZM164 39V38H163ZM186 39H188V38H186ZM202 39V38H201ZM222 39H223V37H222ZM66 40V41H67ZM71 40V41H70ZM103 40H104V38H103ZM107 40V39H106ZM180 40H181V42H180ZM215 40V39H214ZM100 41V40H99ZM113 41V40H112ZM118 41V40H117ZM120 41V40H119ZM122 41V40H121ZM127 41V40H126ZM211 41H213V40H211ZM33 42V41H32ZM68 42V41H67ZM83 42V41H82ZM81 42V43H82ZM97 42V41H96ZM103 42H105V41H103ZM108 42V41H107ZM110 42V41H109ZM128 42V41H127ZM148 42V43H147ZM153 42V41H152ZM191 42V41H190ZM23 43V44H22ZM89 43V42H88ZM94 43V42H93ZM118 43V42H117ZM116 43V44H117ZM125 43V42H124ZM129 43V42H128ZM134 43H135V40H134ZM29 44V43H28ZM98 44V43H97ZM104 43H102V45H103ZM107 44V43H106ZM115 44V43H114ZM122 44V43H121ZM139 45H140V43H138ZM162 44V45H161ZM212 44V43H211ZM101 45V46H102ZM105 45V44H104ZM125 45V44H124ZM128 45V44H127ZM139 45H138V47H139ZM143 45V44H142ZM150 45H151V43H150ZM59 46V45H58ZM79 46V45H78ZM94 46H95V44H94ZM108 46H110V45H108ZM122 46V45H121ZM141 46V45H140ZM152 46H155L154 44L152 45ZM157 46H159V48L157 47ZM161 46V47H160ZM182 46V47H181ZM219 47L221 46V45H218ZM227 46H229V45H227ZM245 46V45H244ZM59 47V48H60ZM76 47V46H75ZM85 47V46H84ZM84 47H82V45H81V48H83L84 49ZM91 47H93V45L91 46ZM100 47V46H99ZM98 47V48H99ZM105 47V46H104ZM125 47H127V46H125ZM137 47V48H138ZM243 47V46H242ZM58 48V47H57ZM101 48H103V46L101 47ZM100 48V49H101ZM120 48V47H119ZM122 48V47H121ZM131 48V47H130ZM142 48V47H141ZM142 48V49H143ZM151 48H153L154 49V52H150V49ZM198 48V47H197ZM216 49H217V47H215ZM222 48H223V46H222ZM225 48V47H224ZM49 49H50V52H51V50L53 51L52 53H48V51H49ZM88 49V48H87ZM139 49V48H138ZM207 49H208V47H207ZM242 49V48H241ZM86 50V49H85ZM105 50V49H104ZM112 50V49H111ZM133 50V46H132V49H131V52H133L132 51ZM152 50V49H151ZM201 50H202V48H201ZM225 50V49H224ZM223 50V51H224ZM88 51V50H87ZM124 51V52H123ZM177 51V52H176ZM199 51V50H198ZM222 50H221V52H223ZM24 52H26V53H28L29 54V56L27 55V57L30 59V62L31 63H29L28 61H27V63L29 64H26V65H28V66H25V69L22 67V70H20L21 69V65H23L24 63V61L22 62L23 64H20V66L18 65V66H16L17 64H15L16 62V60L18 59L17 58V56L19 55H25L24 54ZM58 52V53H59ZM94 52H95V50H94ZM125 52H126V54H125ZM181 52H182V50H181ZM181 52H179V53H181ZM202 52V51H201ZM244 52V51H243ZM113 53H114V51H113ZM113 53H110V54H113ZM135 53H137L136 52V50H135ZM203 53V52H202ZM228 53V52H227ZM48 54H50V55H48ZM150 54H153V55H151L150 56ZM232 54V53H231ZM249 54V53H248ZM25 55V56H26ZM53 55V54H52ZM55 56V58H56V52H55V54H54ZM59 55H60V53H59ZM59 55H57L59 58L61 57V56H59ZM109 55V54H108ZM128 55H129V53H128ZM178 55V54H177ZM223 55H224V53H223ZM222 55V56H223ZM250 55V54H249ZM252 55V54H251ZM46 56H47V59H46ZM66 56V57H67ZM106 56V57H105ZM109 56H111V55H109ZM123 56H124V58H123ZM140 56H142V55H140ZM179 56V55H178ZM180 56H181V54H180ZM225 56H227V55H225ZM229 56V55H228ZM245 56H247V55H245ZM255 56V55H254ZM48 57H51V58H49L48 59ZM116 57V58H115ZM135 57V58H134ZM177 57V56H176ZM230 57L232 58V55H230ZM242 57H244V55L242 56ZM17 58V59H16ZM22 58V57H21ZM58 58V59H59ZM137 58V59H136ZM185 58V57H184ZM209 58V57H208ZM214 58H216V56L214 57ZM213 58V59H214ZM222 58H224V57H222ZM226 58V57H225ZM228 58V57H227ZM226 58V59H227ZM247 58V57H246ZM251 58V57H250ZM258 58H260V57H258ZM13 59V60H12ZM14 59H16V60H14ZM140 59H142V60H140ZM171 59H169V60H171ZM176 59V58H175ZM212 59V60H213ZM218 59H220V58H218ZM217 59V60H218ZM253 59V58H252ZM24 60H26V58L24 59ZM28 60V59H27ZM57 60V59H56ZM103 60H105V61H103ZM107 60V61H108ZM139 60V62H137ZM171 60V63L173 64V61ZM177 60V59H176ZM176 60H174L175 62H176ZM206 60H207V57H206ZM210 60V59H209ZM208 60V61H209ZM216 60V61H217ZM221 60V59H220ZM225 60V59H224ZM229 60V59H228ZM11 61H14L13 63L11 62ZM54 61H55V59H54ZM140 61H142L143 63H144V66L141 68L140 67V69H137L139 66H138V64H140ZM214 61V60H213ZM219 61V60H218ZM231 61H233V59H231ZM235 61V60H234ZM233 61V62H234ZM237 61V60H236ZM17 62H18V60H17ZM58 62V61H57ZM60 62V61H59ZM58 62V63H59ZM62 62V61H61ZM137 62V63H136ZM141 62V63H142ZM168 62H170V61H168ZM196 62V61H195ZM203 62V61H202ZM211 62V61H210ZM230 62V60L228 61V63ZM249 62H251V61H249ZM9 63L11 64L10 66H9ZM105 63H106V65H105ZM136 63V64H135ZM143 63H142V65H143ZM198 63V62H197ZM220 63L221 62H219V63H217V65L218 66H220ZM231 63V62H230ZM235 63V62H234ZM239 63V62H238ZM254 63V62H253ZM15 64V65H14ZM18 64H19V62H18ZM64 64V63H63ZM170 64V63H169ZM211 64V63H210ZM209 64V65H210ZM213 64V63H212ZM223 64H225V65H227L226 64V61H225V63H222V66H223ZM174 65L176 66V64L174 63ZM195 65V64H194ZM229 65V64H228ZM239 65V64H238ZM251 65L253 66V64H252V62H251ZM16 66V67H15ZM59 66V65H58ZM109 66V67H108ZM137 67L136 68V70L134 69V67ZM191 66H192V63H191ZM211 67L212 66H215V64L214 65H210ZM217 66V67H218ZM230 66V65H229ZM52 67V68H51ZM178 67V66H177ZM177 67H176V69H175V71L174 70H171V69H169V68H164V69H162V71H163V73L164 72H169L170 74H173L174 72H179L180 70V68L177 70ZM190 67V66H189ZM226 67V66H225ZM231 67V66H230ZM235 67H236V65H235ZM240 67V66H239ZM241 67H243V65L241 66ZM59 68V67H58ZM68 68V67H67ZM69 68H68V71L67 72H69L70 70H69ZM159 69V73H158V71H154V70H157V69ZM212 68H214V67H212ZM238 68V67H237ZM244 68V67H243ZM253 68V67H252ZM257 68V67H256ZM24 69V70H23ZM65 69H66V66H65ZM75 69V70H74ZM148 69H153L151 72H149L148 71ZM173 69H174V67H173ZM77 70V71H76ZM197 70H198V68H197ZM211 70V69H210ZM224 70V69H223ZM228 70V69H227ZM226 70V71H227ZM59 71H61V70H58V72ZM63 71H64V69H63ZM62 71V72H63ZM66 71V70H65ZM64 71V72H65ZM161 71V72H162ZM182 71V70H181ZM184 71V70H183ZM214 71V70H213ZM63 72V73H64ZM215 72V74H216V72L217 71H214ZM63 73H61V74H63ZM155 73L157 74L156 75V81H155V79H154V77H155ZM181 73V72H180ZM209 73H211L212 74V72L210 71ZM220 73V72H219ZM218 73V74H219ZM226 73V72H225ZM233 73V72H232ZM60 74V73H59ZM59 74L57 75V76H59ZM65 74V73H64ZM63 74V75H64ZM79 74V75H80ZM123 74H125V75H127L128 77L131 75L133 78V81H132V83H135V84H133V86L132 87H130V85H132V84H129V83H127L129 86H127L126 84H125V86L128 88V87H130V88H126L127 90L126 91H124L125 89L123 88V87H125L124 86V83H123V81H121L120 82V80H119V77H122L121 75H123ZM128 74H130V75H128ZM134 74V75H133ZM160 74V75H159ZM187 74H189V73H187ZM263 75H264V73H262ZM70 75V74H69ZM71 75V76H72ZM75 75V76H74ZM119 75V76H118ZM124 75V76H125ZM159 75V76H158ZM167 75V74H166ZM178 75V74H177ZM182 75V74H181ZM185 75V74H184ZM224 75V74H223ZM245 75V74H244ZM258 75V74H257ZM260 75V74H259ZM35 76V77H34ZM55 76V75H54ZM82 76V75H81ZM80 76V77H81ZM169 76V75H168ZM220 76V75H219ZM236 76V75H235ZM243 76V75H242ZM241 76V77H242ZM246 76V75H245ZM68 77V76H67ZM169 77H171V75L169 76ZM213 77H215V76H213ZM244 77V76H243ZM242 77V78H243ZM255 77H257V78H259L258 76H255ZM261 77V76H260ZM57 78V77H56ZM61 78H63L62 76H61ZM71 78V77H70ZM82 78H84V76L82 77ZM215 78H217V76L215 77ZM219 78V77H218ZM224 78V77H223ZM226 78V77H225ZM245 78V77H244ZM247 78V77H246ZM77 79V78H76ZM85 79V78H84ZM126 79V78H125ZM214 79V78H213ZM229 80H231L230 78H228ZM58 80V79H57ZM78 80V79H77ZM86 80H88V79H86ZM198 80V79H197ZM226 80V79H225ZM254 80V79H253ZM260 80V79H259ZM125 81V80H124ZM128 82L130 81V80H127ZM158 81H159V79H158ZM215 81V80H214ZM213 81V82H214ZM219 81V80H218ZM218 81H216L217 82V84H219L218 83ZM252 81V80H251ZM45 82H47L46 83V85H45ZM56 82V81H55ZM71 82H72V84H71ZM80 82V81H79ZM163 82H164V84H163ZM174 82V81H173ZM188 82V81H187ZM222 82V81H221ZM237 82V81H236ZM242 82H243V80H242ZM255 82H258V80L256 81V79H255ZM57 83L59 84V81H57ZM77 83V82H76ZM123 83V84H122ZM131 83V82H130ZM160 83V84H159ZM189 83V82H188ZM225 83V82H224ZM239 83H240V80H239ZM244 83V82H243ZM251 83V82H250ZM56 84V83H55ZM213 84V83H212ZM234 84H237V83H234ZM252 84V83H251ZM80 85V84H79ZM122 85V86H121ZM135 85V86H134ZM189 85V84H188ZM232 85V87L234 86L233 85V83L231 84ZM230 85V86H231ZM240 85V84H239ZM244 85H246V83H244ZM205 86V85H204ZM224 86V84H221V87H223ZM226 86V85H225ZM236 86V85H235ZM247 86V85H246ZM245 86V87H246ZM48 87V86H47ZM52 87V86H51ZM78 87V86H77ZM82 86H80V88H81ZM122 87V88H121ZM237 87V86H236ZM49 88V87H48ZM70 88V89H69ZM76 88V87H75ZM137 90H136V89ZM174 88V87H173ZM230 88V87H229ZM229 88H228V90H229ZM239 88V87H238ZM69 89V91H67ZM89 89H91V90H89ZM129 89H130V93H129ZM165 89V90H164ZM169 89V88H168ZM221 89V88H220ZM233 91H235V87H233ZM50 90V89H49ZM71 90V91H70ZM136 90V92H133V93H131V91H135ZM246 90V89H245ZM248 90V89H247ZM232 91V90H231ZM69 93V95L70 96H68L67 94ZM73 92V91H72ZM75 92H76V90H75ZM82 92V91H81ZM176 92V91H175ZM221 92H222V90H221ZM224 92H225V90H224ZM240 92H242V91H240ZM66 95H65V94ZM85 93V92H84ZM97 94V95H95V94ZM127 93V94H126ZM223 93V92H222ZM229 93H231V92H229ZM77 94V93H76ZM89 94V95H88ZM232 94V93H231ZM241 94V93H240ZM81 95V94H80ZM128 96L129 95V97H131L129 100L128 99H125L124 101H122V99L124 98V96ZM228 95V94H227ZM230 95V94H229ZM233 95V94H232ZM125 96V97H126ZM223 96V95H222ZM247 96V95H246ZM69 97H71V98H73L72 100L71 99H69ZM85 97V96H84ZM173 97V96H172ZM180 97V96H179ZM178 97V98H179ZM244 97V96H243ZM128 98V97H127ZM165 98V97H164ZM177 98V97H176ZM228 98H229V96H228ZM240 98H242V95L240 96ZM78 99H75L76 101L78 100ZM168 99H169V97H168ZM167 99V100H168ZM182 99V98H181ZM244 99V98H243ZM176 101L175 102H177V99H175ZM239 100V99H238ZM67 101H70V102H68L69 104H67ZM79 101V100H78ZM77 101V103H80L81 101H79L78 102ZM125 101H127L128 103H126ZM132 101V102H131ZM159 101H161V102H159ZM166 101V100H165ZM172 101V100H171ZM74 102V101H73ZM73 102H72V104H73ZM123 102V103H122ZM130 102V103H129ZM153 102V103H152ZM211 102V101H210ZM241 102H242V100H241ZM77 103H74V104H77ZM160 103V104H159ZM174 103V102H173ZM178 103H180V102H178ZM67 104V105H66ZM127 104H130V105H128V106H126ZM147 104H150V105H147ZM157 104H155L156 106H157ZM148 106V108L146 109V107L145 106ZM154 105V106H155ZM177 105V104H176ZM179 105H181V104H179ZM198 105V104H197ZM73 107L75 106V105H72ZM154 106H152L153 107V109L156 107H154ZM205 106V105H204ZM72 107V108H73ZM160 108H161V106H159ZM168 107V106H167ZM71 108V107H70ZM163 108V107H162ZM165 108V107H164ZM176 108H178V107H176ZM183 107L181 106V109H182ZM62 109V110H61ZM74 109V108H73ZM77 109H78V107H77ZM151 109V107L149 108V110ZM152 109V110H153ZM158 109V112L159 113H165V112H162V109L159 111V108H157ZM157 109H154V111H155V113L157 112ZM167 109V108H166ZM171 109V108H170ZM173 109V108H172ZM208 109V108H207ZM206 108H205V111L207 110ZM66 110V111H65ZM176 110V109H175ZM64 111V112H63ZM69 111V112H68ZM76 111V110H75ZM74 111V112H75ZM194 111V110H193ZM197 111H199V110H197ZM205 111H202V113L204 114V112ZM143 112V113H142ZM152 112V111H151ZM157 112V113H158ZM177 112V111H176ZM182 112V111H181ZM201 112V110L199 111V113ZM208 112H209V114H208ZM210 112H212V111H207V113H205V114H208V116L209 115H213V113L211 114ZM68 113H69V115H68ZM142 113V114H141ZM154 113V114H155ZM197 113V112H196ZM201 113V114H202ZM215 113V112H214ZM145 114H147V116L145 117ZM152 114V113H151ZM160 114V115H161ZM168 114V116H169V113L167 112L166 113V115ZM184 114V113H183ZM188 114V113H187ZM193 114V113H192ZM200 114V115H201ZM75 116V121H72V123H71V121L70 122H68L67 123V118L66 117H71V119H73V117ZM172 115V114H171ZM171 115L169 116V117H171ZM195 115V114H194ZM199 114L197 113L196 114V116H198ZM58 116H59V119L56 121H54L57 125H53V122H52V120H54V117H57L58 118ZM73 116V117H72ZM173 116H175V115H173ZM172 116V117H173ZM186 116V115H185ZM202 116H204V115H202ZM201 116V117H202ZM66 119H65V118ZM145 117V118H144ZM155 117H157V116H155ZM171 117V118H172ZM176 117V116H175ZM179 117H182L181 115L179 116ZM198 117H200V116H198ZM198 117H196V118H198ZM205 117V116H204ZM162 118V117H161ZM70 119V118H69ZM145 119V120H144ZM155 119V118H154ZM153 119V120H154ZM157 119V118H156ZM174 119V118H173ZM195 119V118H194ZM164 120V119H163ZM211 120H212V118H211ZM148 121V120H147ZM155 121V120H154ZM169 121H172V120H169ZM174 121H175V119H174ZM173 121V122H174ZM51 122H52V124H51ZM65 122V123H64ZM158 123H159V120L157 121ZM162 122V121H161ZM160 122V123H161ZM191 122V121H190ZM212 122V121H211ZM135 123H136V125H135ZM154 123V122H153ZM159 123V124H160ZM167 123H169V122H167ZM191 123H193V122H191ZM58 124H59V126H58ZM147 124V123H146ZM150 124V123H149ZM148 124V125H149ZM164 124V123H163ZM218 124V123H217ZM60 125H61V127H60ZM156 124L154 123V126H155ZM171 125V124H170ZM219 125V124H218ZM144 126V125H143ZM151 126V125H150ZM153 126V125H152ZM151 126V127H152ZM158 126V125H157ZM215 126V125H214ZM57 127H58V129H57ZM60 127V128H59ZM139 127H137V129L139 128ZM166 127V126H165ZM192 127V126H191ZM216 127H217V125H216ZM216 127H214V129L216 128ZM219 127V126H218ZM142 128V127H141ZM140 128V129H141ZM154 128V127H153ZM155 128H157V127H155ZM161 128V127H160ZM160 128H158V130L157 131H159V129ZM174 128V127H173ZM172 128V129H173ZM180 128V127H179ZM193 128V127H192ZM191 128V129H192ZM57 129V130H56ZM165 128H161V130H163V132L165 131L164 130ZM200 129V128H199ZM217 129V128H216ZM215 129V130H216ZM218 129H220V128H218ZM143 130V129H142ZM185 130V129H184ZM183 130V131H184ZM188 130V129H187ZM214 130V134L216 135V131ZM140 131V130H139ZM147 131V130H146ZM168 130H167V128H166V132H167ZM198 131V130H197ZM196 131V132H197ZM219 131V130H218ZM217 131V134L218 135H220V132H218ZM66 132V133H65ZM70 133L71 135H69L71 138H69V136H66L68 133ZM98 132V133H97ZM122 132V133H121ZM137 132H138V130H137ZM156 132V131H155ZM162 132V131H161ZM174 132V131H173ZM188 132V131H187ZM195 132V131H194ZM199 132V131H198ZM94 133H96V134H94ZM103 133V132H102ZM106 133V132H105ZM110 133V134H111ZM139 133V132H138ZM141 133V132H140ZM160 133V132H159ZM165 133V132H164ZM177 133V132H176ZM204 133V132H203ZM213 133V132H212ZM117 134H119V133H117ZM142 134V133H141ZM147 134V133H146ZM169 134V133H168ZM168 134H167V136H168ZM178 134V133H177ZM188 134V133H187ZM200 134V133H199ZM198 134V135H199ZM235 134V133H234ZM234 134H233V136H234ZM91 135L93 136V137H91ZM95 135H97V136H95ZM102 135V134H101ZM160 135V134H159ZM161 135H163V134H161ZM180 135V134H179ZM186 135V134H185ZM185 135H184V137L183 138H180L181 139V141H182V139H184L185 138ZM204 135V134H203ZM215 135H211L210 137L212 138V140H210L211 138L209 137V140H210V142L211 141H213V140H215V139H218L221 143V146L223 145L222 143H223V141H221L219 138H216V136ZM217 135V136H218ZM236 135V134H235ZM90 136V137H89ZM158 136V135H157ZM172 135H170V137H171ZM188 136V135H187ZM201 136V135H200ZM199 136V137H200ZM214 136H215V139H214ZM233 136L231 137L230 136V139H232L233 138ZM66 137V138H65ZM68 137V138H67ZM89 137V139L87 140L86 138H88ZM102 137H103V139H104V136L102 135ZM102 137L100 136V139H101V142H102ZM176 137H177V135H176ZM206 137V136H205ZM93 138V139H94ZM107 138V137H106ZM160 138H162V137H160ZM168 138V137H167ZM174 138V137H173ZM178 138H179V136H178ZM64 139H65V141H66V139H68L69 141H64ZM92 139V140H93ZM99 139V138H98ZM98 139L96 140V141H98ZM171 139V138H170ZM176 140H173L174 141V146H175V141H177V138H175ZM179 139V140H180ZM188 139V138H187ZM190 139V138H189ZM29 140V141H28ZM55 140H56V143H55ZM64 141L66 144H69V143H71V144H69L70 145V147L69 148H71L70 150H68L67 149V151H66V149H65V151L66 152H64V155H60L59 156V154H58V158L57 157H55V161L57 162H54V163H56V166H54L53 164H49L50 166L52 165L53 167V171H55V170H60V171H58V172H56L55 171V173L57 174L58 173V175H61V176H57V178H54V179H49V180H47V181H45L44 179V177L45 176H43L42 174H40V173H42V172H40V168L42 169V167L44 168V166L45 165H43V163L41 162L40 163V160L41 159H43L44 157V155H46L47 156V154H49V151L51 150V152L53 153V150H52V146H53V144L55 145V144H57L56 145V147L58 146V147H61L62 146V143L61 142H59V141ZM70 140H71V142H70ZM109 140V139H108ZM118 140V139H117ZM143 140L145 141V139L143 138ZM149 140H150V138H149ZM153 140V139H152ZM165 140H166V138H165ZM185 140V139H184ZM196 140V139H195ZM203 140H205V139H202V141ZM218 140H216V141H218ZM100 141V140H99ZM107 141V140H106ZM148 141V140H147ZM157 141V140H156ZM189 141V140H188ZM187 140H186V142H188ZM69 142V143H68ZM121 142V143H122ZM152 142V141H151ZM159 142H160V140H159ZM161 142H163V140H161ZM191 142V141H190ZM195 142V141H194ZM200 142V141H199ZM198 142V143H199ZM209 142V144H211ZM59 143H61V144H59ZM65 143H63L64 144V148H65ZM91 143V144H90ZM108 143V142H107ZM112 143V142H111ZM115 143V142H114ZM113 143V144H114ZM157 143V142H156ZM164 143V142H163ZM162 143V144H163ZM173 143V142H172ZM178 143V142H177ZM196 143H197V140H196ZM204 143V145H205V147H206V144H208V140L206 139V142H203ZM203 143H200V144H197V146H193L194 144L193 143H190V145L192 144V146L197 150H194L193 151V147H189V149L191 150V148H192V150H191V153L192 154H189V156L187 155L188 153H189V149H188V153H183V152H179V150H177L178 152H179V154L181 153L182 155L184 154L186 157H189V161H190V159L192 160H194L195 159V161L198 159L199 160V155L201 156L204 152H206V153H209L208 152V148L207 149H205L204 150V145H202ZM206 143V144H205ZM216 143V142H215ZM239 143V142H238ZM59 144V145H58ZM97 144V146H94V147H96L95 148V150L94 151H91V149L93 148L92 146L93 145H96ZM168 143H166V145H167ZM170 144V143H169ZM184 144H185V142H184ZM208 144V145H209ZM61 145V146H60ZM102 145V144H101ZM119 145H121V144H119ZM118 145V146H119ZM171 146H173L172 144H170ZM169 145V146H170ZM177 145V144H176ZM181 145V144H180ZM189 145V146H190ZM211 145H213L212 146V148L213 147H215V145H216V147H217V144H211ZM242 145V144H241ZM67 146H66V148H67ZM112 146V145H111ZM155 146V145H154ZM165 146V145H164ZM178 146V145H177ZM188 146V145H187ZM210 146V145H209ZM250 146V145H249ZM53 147H55V146H53ZM55 147V148H56ZM102 147H103V145H102ZM141 147V146H140ZM148 147V146H147ZM160 147V146H159ZM168 147V146H167ZM182 147V146H181ZM198 147V148H197ZM211 147V146H210ZM219 147V146H218ZM222 147H225L224 145L222 146ZM240 147V146H239ZM243 147H244V145H243ZM54 148V149H55ZM63 147H61V149H62ZM101 148V147H100ZM106 148V147H105ZM115 148V147H114ZM121 148V147H120ZM123 148V147H122ZM150 148V147H149ZM172 148V147H171ZM187 147H182V149H180L181 151L184 149V151H186L187 152V150H185ZM220 148V147H219ZM249 148V147H248ZM247 148V149H248ZM60 148H57V151L59 150ZM60 149V150H61ZM103 149V148H102ZM138 149H140V148H138ZM141 149H142V147H141ZM145 149V148H144ZM143 149V150H144ZM157 149V148H156ZM156 149H154V150H156ZM162 149H165V147H163V148H161V150ZM170 149V148H169ZM178 149H179V147H178ZM240 149H242V150H244L243 148H241L240 147ZM251 149V148H250ZM250 149L249 150H247V151H250ZM100 150V149H99ZM151 150V149H150ZM149 150V151H150ZM152 150H153V148H152ZM152 150L150 151V153L152 152ZM159 150H160V148H159ZM207 150V151H206ZM209 150H211V148H209ZM213 150V152H214V148L212 149ZM211 150V151H212ZM223 150H224V148H223ZM252 150V149H251ZM56 151V149L54 150V152ZM96 151V152H95ZM105 151V150H104ZM138 151H141V150H138ZM172 151V150H171ZM174 151L175 152H177L176 151V147L174 148ZM210 151V152H211ZM216 151H217V149H216ZM215 151V152H216ZM59 152V151H58ZM63 152V151H62ZM94 152H95V154H94ZM102 152V151H101ZM112 152H114V151H112ZM111 152V153H112ZM119 152V151H118ZM122 152V151H121ZM161 152V151H160ZM174 152V154H176ZM194 152V153H193ZM244 152H246V150H244ZM139 153V152H138ZM144 153H146V154H144ZM143 154L145 155L144 157H143V160L145 159H147L148 161H150L151 159L149 158L148 159V156H149V154H148V151H146V152H144ZM152 153H154V152H152ZM206 153H205V155H206ZM217 153H218V151H217ZM246 153H248V152H246ZM251 154H253L252 152H250ZM56 154V153H55ZM61 154V153H60ZM63 154V153H62ZM66 154V155H65ZM87 154V155H86ZM106 154V153H105ZM105 154H103L104 156H105ZM113 154V153H112ZM116 153L114 152V155H115ZM141 154V153H140ZM142 154V155H143ZM148 154V156H146ZM156 154V153H155ZM160 154V153H159ZM164 154V153H163ZM172 154V153H171ZM210 154V153H209ZM216 154V153H215ZM213 155V154H211V157H212V160L213 159H216L217 157H216V155ZM240 154V153H239ZM250 154V155H251ZM100 155H101V158H102V154L100 153ZM108 155V156H107ZM107 155H106V157H105V166H106V169H108L109 168V170H107V172L108 171H110V172H112V170H113V166H114V168H115V165H113V163H112V160L110 161V159H112V158H110V159H108V157H109V154L107 153ZM111 155V154H110ZM154 155V154H153ZM183 155V156H184ZM213 155V156H212ZM243 154H241V156H242ZM248 155H249V153H248ZM249 155V156H250ZM255 155V154H254ZM54 156H56V155H54ZM53 156V157H54ZM62 156V157H61ZM64 156V157H63ZM93 156H90V157H93ZM125 156V155H124ZM133 156V157H132ZM151 157H152V155H150ZM166 156V155H165ZM173 156V155H172ZM171 156V157H172ZM174 156H176V155H174ZM184 156V157H185ZM207 156L209 157V155L207 154ZM218 156V155H217ZM115 157V156H114ZM117 157V156H116ZM142 157V156H141ZM160 157H161V155H160ZM164 157V156H163ZM162 157V158H163ZM169 157V156H168ZM181 157V156H180ZM202 157H204V156H202ZM211 157H209V158H211ZM215 157V158H214ZM251 157H252V155H251ZM46 158V157H45ZM85 158V159H84ZM98 159V156L97 157H94V161L96 162V160L95 159ZM100 158V159H101ZM254 158V157H253ZM258 158V157H257ZM47 159V158H46ZM52 159V158H51ZM54 159V158H53ZM91 159V158H90ZM89 159V160H90ZM104 159V158H103ZM114 159V158H113ZM156 159V158H155ZM154 159V160H155ZM174 159H175V157H174ZM183 159V158H182ZM187 159V158H186ZM201 159V158H200ZM218 159V158H217ZM216 159V160H217ZM251 159V158H250ZM48 160V159H47ZM50 160V159H49ZM48 160V161H49ZM86 160V161H85ZM99 160V159H98ZM102 160V159H101ZM117 160H118V158H117ZM125 160V159H124ZM142 160V159H141ZM141 161V162H143V163H141L142 165L144 164V161ZM168 160V159H167ZM188 160V159H187ZM197 160V161H198ZM210 160V159H209ZM216 160H213V163H215L216 162ZM114 161H116V160H114ZM113 161V162H114ZM148 161L146 162L147 164L145 165H140V163H139V160H138V163H139V165L140 166H142V168H144V169H142V170H140V171H142V173L141 174H138V173H136V175L134 176H130V177H128V181H125L126 179H124V181L126 182H124L125 184H124V186H125V188H127V189H125L126 191V195H127V197L128 198H132V201H133V197H135V195L137 194L138 195V198H139V196H142L141 194L144 192L143 191V189H144V187L146 186V185H148L147 184V182L149 183V181H147V180H151V178L149 179V177H148V174L149 175H152L153 173H152V171H150V170H152V169H149L150 167H148L149 165H148ZM180 161V160H179ZM202 161V160H201ZM204 161V160H203ZM215 161V162H214ZM218 161H219V159H218ZM217 161V162H218ZM51 162L53 163V161L51 160ZM50 162V163H51ZM83 162H86V163H84L83 164ZM95 162H93V163H95ZM99 162V161H98ZM116 162H118V161H116ZM127 162V161H126ZM152 163H153V161H151ZM150 162V164L152 165V163ZM183 162H184V160H183ZM186 162V161H185ZM209 162H212V161H209ZM254 162V161H253ZM46 163H48V162H46ZM90 163H91V160H90V162H88V165L87 166H89L90 165ZM92 163V164H93ZM108 163V164H107ZM161 163V162H160ZM170 163V162H169ZM198 163H200V161L198 162ZM197 163V164H198ZM204 163V162H203ZM212 163V165H214ZM97 164L98 163H96V168L98 167L97 166ZM102 164V163H101ZM107 164V165H106ZM186 164V163H185ZM192 164V163H191ZM194 164H196V163H194ZM41 165H43L42 167H41ZM46 165H48V164H46ZM94 165V164H93ZM103 165V164H102ZM113 165V166H112ZM118 165V164H117ZM116 165V169H114V170H117L118 168V166ZM122 165V164H121ZM120 165V166H121ZM135 165V164H134ZM138 165V164H137ZM168 165V164H167ZM176 165V164H175ZM188 165H189V163H188ZM198 165H200V164H198ZM218 165V164H217ZM232 165V164H231ZM50 166H48V167H50ZM100 166V165H99ZM104 166V165H103ZM109 166V167H108ZM111 166V167H110ZM136 166V165H135ZM135 166H134V168H135ZM148 168H147V167ZM153 166V165H152ZM170 166H172V164L170 165ZM182 166V165H181ZM192 166V165H191ZM202 166V165H201ZM209 166V165H208ZM219 166V165H218ZM218 166H216V167H218ZM108 167V168H107ZM154 167V166H153ZM162 167V166H161ZM184 167V166H183ZM195 167V166H194ZM197 167V166H196ZM202 167H204V166H202ZM214 167V166H213ZM213 167L211 168V166H210V168L211 169H213ZM18 168H22V170L21 169H18ZM38 168H39V170H38ZM52 168H51V170H52ZM66 168H68V170L66 169ZM101 168H102V166H101ZM120 168V167H119ZM133 168V167H132ZM158 168H160V167H158ZM174 168V167H173ZM176 168V167H175ZM180 168V167H179ZM179 168H178V170H179ZM193 168V167H192ZM192 168L191 169H189L188 170V172H187V174L189 175V177H190V179L188 178V177H186V178H188L189 180V182H190V184L188 183V185H189V187H185L183 184H182V182H180V184L182 185V189H183V187H185V191H184V193L187 195V193L186 192H188L189 191V189H192L193 191H195L194 189L195 188H191V187H193L194 186V184L196 185V184H198L199 182H197V181H195V180H193V175H194V173H191V172H194L193 170H192ZM208 169H209V167H207ZM220 168V167H219ZM230 168V167H229ZM19 170V172H21L22 173V171H25V173H31L30 175L29 174H25L24 176L21 174L20 175V173L19 172H17L18 170ZM48 169V168H47ZM91 169V170H90ZM123 169V168H122ZM157 169V168H156ZM188 169V168H187ZM218 169V168H217ZM228 169V168H227ZM4 170L5 171H0V172H2V173H0V177H1V174H2V176H5L6 174L4 173V172H6V168H4ZM17 170V171H16ZM66 172H65V171ZM72 170H75V171H73L74 173H75V175L73 174V172H71ZM101 170H103V171H101V172H99V173H102V172H104V170H105V167L104 168H102ZM130 170H131V168H130ZM135 170V169H134ZM162 170V169H161ZM164 170V169H163ZM186 170V169H185ZM190 170H192L191 172H190ZM220 170V169H219ZM222 170V169H221ZM14 171H16L17 173H19V174H17V173H15ZM39 171V172H38ZM45 171V170H44ZM53 171H52V174H53ZM90 171V172H89ZM97 171H98V169H97ZM100 171V170H99ZM132 171H133V169H132ZM160 171V170H159ZM166 172L165 173H167V171H168V169H166L165 170ZM170 171V170H169ZM213 171H214V169H213ZM212 171V172H213ZM218 171V170H217ZM224 171V170H223ZM227 171V170H226ZM257 171V170H256ZM14 173V174H11V173ZM51 172V171H50ZM60 172V173H59ZM69 172H71V174H69ZM109 172V173H110ZM114 172V171H113ZM112 172V173H113ZM122 172V171H121ZM124 172V171H123ZM154 172V171H153ZM161 172V171H160ZM163 172V171H162ZM179 172V171H178ZM184 172V171H183ZM182 172V173H183ZM191 174H190V173ZM208 172H210V171H208ZM215 172V171H214ZM24 173V172H23ZM98 173V174H99ZM117 174H118V172H116ZM127 174L129 173V171H127L126 172ZM158 173V172H157ZM171 173V172H170ZM184 173H186V172H184ZM184 173H183V175H184ZM196 173V172H195ZM211 173V172H210ZM217 173V172H216ZM215 173V174H216ZM222 174H223V172H221ZM225 173V172H224ZM18 175L17 176V178H19V180L16 178V176L15 175ZM103 174V173H102ZM102 174H101V176H102ZM106 174V173H105ZM105 174H104V176H105ZM130 174V173H129ZM138 174V175H137ZM164 174V173H163ZM167 174H169V172L167 173ZM218 174H219V172H218ZM230 174V173H229ZM257 174V173H256ZM14 175V176H13ZM55 175V174H54ZM89 175V174H88ZM90 175H92V172L90 173ZM89 175V176H90ZM106 175H109V174H106ZM119 175V174H118ZM126 175V174H125ZM155 175V174H154ZM157 175V174H156ZM161 175V174H160ZM165 175V174H164ZM196 175V174H195ZM194 175V176H195ZM238 175V174H237ZM262 175H264V174H262ZM9 176V175H8ZM87 177V179H85L86 177ZM100 176V175H99ZM104 176H102V178L104 177ZM129 176V175H128ZM167 176H169V175H167ZM171 176H174V175H171ZM185 176H187V175H185ZM210 176H211V178H212V180H213V176L210 174ZM223 176V175H222ZM7 177V176H6ZM59 177V178H58ZM85 177V178H84ZM113 177V176H112ZM150 177H153V176H150ZM156 177H158V176H156ZM170 177V176H169ZM168 177V178H169ZM184 177V176H183ZM197 177V176H196ZM216 177V176H215ZM221 177V176H220ZM227 177V176H226ZM235 177V176H234ZM4 178V177H3ZM15 178L17 179V180H15ZM148 178V179H147ZM173 178V177H172ZM261 178V177H260ZM259 178V179H260ZM8 179H10V178H8ZM8 179H6V180H8ZM44 181H43V180ZM106 179H108V178H106ZM111 179H113V178H111ZM120 179V178H119ZM197 179V178H196ZM110 180V179H109ZM159 180V179H158ZM176 180H177V178H176ZM183 180V179H182ZM219 180H220V178H219ZM232 180H233V178H232ZM23 181V182H22ZM108 181V180H107ZM120 181H122V180H120ZM119 181V182H120ZM152 181V180H151ZM172 181H173V179H172ZM187 181V180H186ZM216 181V180H215ZM96 182H98V183H96ZM102 182V181H101ZM105 182V181H104ZM196 182V183H195ZM218 182V181H217ZM239 182V181H238ZM260 182H263V180H261ZM2 183H3V181H2ZM91 183H92V181H91ZM91 183H89V184H91ZM146 183V184H145ZM151 183V182H150ZM178 183V182H177ZM215 184H216V182H214ZM226 183V182H225ZM228 183V182H227ZM233 183V182H232ZM9 184V185H8ZM84 184H85V186H84ZM88 183H87V186L89 185ZM120 184V183H119ZM167 184V183H166ZM193 184V185H192ZM213 184V183H212ZM261 184H263V183H261ZM102 185V184H101ZM155 185V184H154ZM160 185V184H159ZM170 185V184H169ZM174 185V184H173ZM178 185V184H177ZM192 185V186H191ZM217 185V184H216ZM228 186H229V184H227ZM226 185V186H227ZM231 185H233V184H231ZM230 185V186H231ZM123 186V187H124ZM158 186V185H157ZM167 186V185H166ZM200 186V185H199ZM213 186H215V185H213ZM264 186V185H263ZM90 187V186H89ZM116 187H117V183H116ZM150 187V186H149ZM159 187V186H158ZM181 187V186H180ZM202 187V186H201ZM219 187V186H218ZM243 187V186H242ZM114 188V187H113ZM113 188H110V189H113ZM146 189H147V187H145ZM157 188V187H156ZM200 188V187H199ZM215 188H216V186H215ZM238 188V187H237ZM116 189V188H115ZM149 189V188H148ZM151 189H152V187H151ZM159 188H157V190H158ZM161 189V188H160ZM174 189V188H173ZM179 189V188H178ZM202 189V188H201ZM205 189V188H204ZM252 189V188H251ZM250 189V190H251ZM264 189V188H263ZM106 190V191H105ZM124 190V189H123ZM145 190V189H144ZM167 190H169V189H167ZM181 190V189H180ZM197 190V189H196ZM213 190V189H212ZM227 190H229V188H227ZM254 190V189H253ZM90 191V192H89ZM105 191V192H104ZM141 191H142V193H141ZM150 191V190H149ZM148 191V192H149ZM154 191V190H153ZM193 191H192V193H193ZM242 191V190H241ZM240 191V192H241ZM245 191V190H244ZM86 192H88L87 194H86ZM114 192H116V191H114ZM150 192H152V191H150ZM90 193V194H89ZM94 193H96V195L94 196ZM119 193V192H118ZM145 193H146V190H145ZM156 193V192H155ZM164 193V192H163ZM168 193V192H167ZM183 193V191L181 192V194ZM184 193H183V195H184ZM206 193V192H205ZM210 193V192H209ZM227 193H229V191H227ZM256 193V192H255ZM255 193L253 194V193H251V194H253L252 196H250V198L248 199L249 201L251 200V202H253L254 201V203L256 202V201H258V199L257 198H259V195H258V193H256V195H255ZM93 196H92V195ZM140 194V195H139ZM148 194V193H147ZM191 194V193H190ZM195 194H196V191L194 192V194H192V197H193V200L195 199V201H196V198L194 197L195 196ZM221 194V193H220ZM224 194V193H223ZM231 194H233V192H231L230 193V196H231ZM250 194V193H249ZM136 195V196H137ZM170 195V194H169ZM177 195V194H176ZM194 195V196H193ZM198 195V194H197ZM205 195V194H204ZM203 195V196H204ZM210 195V194H209ZM213 195V194H212ZM211 195V196H212ZM222 195V194H221ZM221 195H219V193H217V196H216V199H214V200H216L215 201V203L217 202V197H218V199L220 200V196ZM93 197L92 198V200H91V197ZM133 196V197H132ZM144 196H145V194H144ZM148 195H146V197H147ZM189 196V195H188ZM202 196V195H201ZM255 196V197H254ZM89 197H90V199H89ZM126 197V198H127ZM150 197V196H149ZM154 197V196H153ZM176 197V196H175ZM214 197V196H213ZM257 197V198H256ZM125 198V197H124ZM124 198H122V199H124ZM162 198V197H161ZM181 198V197H180ZM179 198V199H180ZM248 198V197H247ZM256 198V199H255ZM117 199V198H116ZM137 199V198H136ZM150 199V198H149ZM172 199V198H171ZM182 199V198H181ZM181 199H180V201H181ZM184 199V198H183ZM186 199H187V197H186ZM188 199H190V198H188ZM187 199V200H188ZM260 199V198H259ZM90 200V201H89ZM119 200V199H118ZM121 200V199H120ZM127 200V199H126ZM201 199H199V201H200ZM203 200H204V197H203ZM202 200V201H203ZM210 200V199H209ZM129 201V200H128ZM134 201H136V200H134ZM151 201V200H150ZM166 201H167V199H166ZM191 201V200H190ZM189 201V202H190ZM204 201H206V200H204ZM220 201H222V200H220ZM86 202V203H85ZM118 202V201H117ZM122 202V201H121ZM121 202H120V204L118 205L119 207L120 206H122L121 205ZM137 202V201H136ZM163 202V201H162ZM170 202H171V200H170ZM175 202V201H174ZM183 202V201H182ZM188 202V201H187ZM208 202V201H207ZM206 202V203H207ZM219 202V201H218ZM260 202V201H259ZM85 203V204H84ZM114 203V202H113ZM112 203V204H113ZM154 203V202H153ZM185 203V202H184ZM195 203V202H194ZM210 203V202H209ZM258 203V202H257ZM140 204H141V202H140ZM149 204V203H148ZM160 204V203H159ZM177 204V203H176ZM204 204V203H203ZM259 204V203H258ZM108 205V204H107ZM146 205H147V203H146ZM178 205V204H177ZM183 205V204H182ZM185 205V204H184ZM183 205V206H184ZM205 205H207V204H205ZM88 206V205H87ZM90 206H88L89 208H90ZM116 206H117V203H116ZM117 206V207H118ZM126 206H127V204H126ZM129 206V205H128ZM140 206V205H139ZM153 206V205H152ZM157 206H159V205H157ZM175 206V205H174ZM180 206V205H179ZM193 206V205H192ZM113 207V206H112ZM111 207V208H112ZM114 207H115V205H114ZM113 207V208H114ZM118 207V208H119ZM124 207V206H123ZM131 207L132 206H130L129 208L131 209ZM155 207H156V205H155ZM164 207V206H163ZM176 207V206H175ZM185 207H187V206H185ZM135 208V207H134ZM139 208V207H138ZM162 208V207H161ZM179 208V207H178ZM85 211L84 213H83V210ZM93 209V208H92ZM99 209V208H98ZM100 209H101V211H102V208L100 207ZM107 208L105 207V210H106ZM120 209H122V208H120ZM119 209V210H120ZM144 209V208H143ZM183 209V208H182ZM182 209H181V211H182ZM187 209V208H186ZM190 209V208H189ZM192 209V208H191ZM190 209V210H191ZM195 209V208H194ZM91 210V209H90ZM112 210V209H111ZM116 210V209H115ZM127 210H128V208H127ZM133 209H131V213L133 212L132 211ZM150 210H152V209H150ZM162 210V209H161ZM160 210V211H161ZM167 210H168V208H167ZM190 210H189V212H190ZM210 210V209H209ZM82 211V212H81ZM98 211V210H97ZM109 211V210H108ZM154 211V210H153ZM172 211H173V209H172ZM180 211V210H179ZM193 211V210H192ZM208 211V210H207ZM125 212V211H124ZM177 212H178V210H177ZM186 212V211H185ZM103 213V212H102ZM109 213V212H108ZM121 213V212H120ZM128 213H129V210H128ZM134 213V212H133ZM144 213V212H143ZM166 213V212H165ZM181 213V212H180ZM197 213V212H196ZM92 214V213H91ZM105 214V213H104ZM107 214V213H106ZM112 214V213H111ZM150 214V213H149ZM148 214V215H149ZM192 214V213H191ZM195 214V213H194ZM94 215V214H93ZM125 215V214H124ZM128 215H130V213L128 214ZM133 215V214H132ZM135 215V214H134ZM152 215H153V213H152ZM161 215V214H160ZM166 215H168V214H166ZM176 215V214H175ZM13 216H15L14 218H12ZM92 216V215H91ZM95 216V215H94ZM100 216V215H99ZM106 216V215H105ZM109 216V215H108ZM111 216V215H110ZM110 216L107 218V219H109L110 218ZM126 216V215H125ZM125 216H124V218H125ZM138 216V215H137ZM179 216V215H178ZM181 216V215H180ZM191 216V215H190ZM101 217H102V215H101ZM107 217V216H106ZM116 217V216H115ZM114 217V218H115ZM127 217V216H126ZM129 217V216H128ZM140 217V216H139ZM188 217V216H187ZM103 218H104V216H103ZM112 219H113V217H111ZM141 218V217H140ZM151 218V217H150ZM150 218H148V219H150ZM168 218H170V217H168ZM191 218V217H190ZM208 218V217H207ZM13 219H14V223H15V226L13 225L14 223H13ZM88 219V220H87ZM105 219V218H104ZM104 219H102V221L104 220ZM120 219V218H119ZM128 219V218H127ZM130 219V218H129ZM132 219V218H131ZM142 219V218H141ZM163 219H165V217L163 218ZM172 219V218H171ZM175 219H176V217H175ZM181 219H184V218H181ZM187 219V218H186ZM189 219V218H188ZM5 220L8 222H5ZM100 220H101V218H100ZM99 220V221H100ZM153 220V219H152ZM167 220V219H166ZM91 223H90V222ZM98 221V220H97ZM102 221H100V222H102ZM115 221H116V219H115ZM118 221H121V219L120 220H118ZM138 221V220H137ZM144 221V220H143ZM146 221H148V220H146ZM150 221V220H149ZM185 221V220H184ZM108 222V221H107ZM141 222V221H140ZM170 222H172V221H170ZM182 222V220H180V223ZM12 223V224H11ZM113 223V222H112ZM144 223V222H143ZM151 223V222H150ZM162 223H164V222H162ZM161 223V224H162ZM174 223V222H173ZM175 223H178V221L177 222H175ZM5 224V225H4ZM90 224H91V226L92 227H90ZM115 224V223H114ZM135 224V223H134ZM139 224V223H138ZM137 224V225H138ZM4 225V226H3ZM12 225H13V227H12ZM107 225V224H106ZM143 225V224H142ZM145 225V224H144ZM147 225H148V222H147ZM158 224H156V226H157ZM168 225V224H167ZM101 226H104V225H101ZM115 226V225H114ZM135 226V225H134ZM149 226V225H148ZM163 226V225H162ZM86 227V228H85ZM139 227V226H138ZM164 227V226H163ZM176 227H177V225H176ZM176 227H175V229H176ZM2 228H0V232L2 233V231H4L5 233H7L6 231L7 230H9L8 228L6 229V231L4 230V228L2 229ZM85 228V229H84ZM102 228V227H101ZM108 228V227H107ZM114 228V227H113ZM134 228V227H133ZM140 228V227H139ZM138 228V229H139ZM144 228V227H143ZM146 228V227H145ZM172 228H174V227H172ZM112 229V228H111ZM115 229V228H114ZM178 229V228H177ZM2 230V231H1ZM11 230H9V231H11ZM95 230H96V232H95ZM102 230V229H101ZM101 230H99L98 229V231H101ZM104 230V229H103ZM107 230H109V229H107ZM146 230V229H145ZM95 233H94V232ZM105 231V230H104ZM104 231H102V232H104ZM112 231V230H111ZM173 231V230H172ZM3 232V233H4ZM13 232H15L14 234H13ZM144 232V229L142 230V232H141V230L139 231V233L140 234H142ZM175 232V231H174ZM182 232V231H181ZM43 233H49V234H43ZM94 233V234H93ZM99 233V232H98ZM145 233V232H144ZM176 233H177V231H176ZM100 234V233H99ZM104 234H106V233H104ZM110 234H112L111 232L109 233V235ZM172 235L174 234V233H171ZM3 235V234H2ZM1 235V236H2ZM102 235V234H101ZM138 235V234H137ZM175 235V234H174ZM4 236V235H3ZM107 236H108V233H107ZM140 236V235H139ZM102 237V236H101ZM106 237V236H105ZM105 237H104V239H105ZM110 237V236H109ZM180 237V236H179ZM92 238V239H93ZM175 238V237H174ZM173 238V239H174ZM1 239V238H0ZM9 239V238H8ZM103 239V238H102ZM103 239V240H104ZM107 239H108V237H107ZM177 239V238H176ZM4 240V239H3ZM13 240V239H12ZM88 240V241H87ZM90 240V241H89ZM127 240H129V239H127ZM6 241V240H5ZM15 241V242H16ZM88 243H87V242ZM105 241V240H104ZM264 241V240H263ZM14 242V241H13ZM94 242V241H93ZM96 242V241H95ZM127 242V241H126ZM129 242H131V239L129 240ZM138 242V241H137ZM179 242H181V241H179ZM226 242V241H225ZM225 242L223 243L224 245H225ZM251 242V241H250ZM1 243H3V242H1ZM6 243V242H5ZM85 243H86V245H85ZM140 243V242H139ZM217 243H219V242H217ZM229 243V242H228ZM262 242H260L259 243V245L257 244V245H254L253 243V245H252V247H253V249L255 250H252L253 251V253H252V255H251V253H249V257H241V258H239V260H238V258L236 259L235 257H233V260L234 259H236V260H238L239 261V264H253V263H255L254 262V260H257L256 262H258V261H260V260H262L263 258H264V242L261 244ZM9 244V243H8ZM2 245V244H1ZM15 245V244H14ZM133 245H135V243L133 244ZM132 245V246H133ZM175 245V244H174ZM176 245H177V243H176ZM182 245V244H181ZM222 245V244H221ZM224 245H222V246H224ZM228 245V244H227ZM232 245V244H231ZM230 245V243H229V246H231ZM251 245V244H250ZM84 246H85V249H84ZM131 246V247H132ZM136 246V245H135ZM138 246V245H137ZM179 246V245H178ZM254 246H255V248H254ZM256 246H259V247H256ZM2 247V246H1ZM5 247V246H4ZM17 247V248H18ZM87 247V248H86ZM124 247V246H123ZM127 247V246H126ZM125 247V248H126ZM141 247V246H140ZM150 247V246H149ZM174 247V246H173ZM227 247V246H226ZM225 247V248H226ZM245 247V246H244ZM130 248V247H129ZM153 248V247H152ZM171 248V247H170ZM217 248V246H215V249ZM224 248V247H223ZM224 248V249H225ZM239 248H242V247H239ZM247 248H249V246L247 247ZM247 248H245V250L247 249ZM250 248H251V246H250ZM5 249V248H4ZM3 249V250H4ZM14 249H16V248H14ZM83 249V250H82ZM141 249V248H140ZM145 249V248H144ZM164 249H167V248H164ZM174 249H176V248H174ZM181 249V248H180ZM219 249V248H218ZM223 249V250H224ZM227 249V248H226ZM225 249V250H226ZM237 248H235V250H236ZM1 250V249H0ZM10 250V249H9ZM56 250V249H55ZM124 249H122V252H124L123 251ZM130 250V249H129ZM177 250H179V249H177ZM182 250V249H181ZM224 250V251H225ZM239 250V249H238ZM242 250V249H241ZM241 250H239V251H241ZM247 250H249V249H247ZM6 251V250H5ZM19 251V250H18ZM62 251V250H61ZM69 251V250H68ZM165 251V250H164ZM168 251H170V250H168ZM167 251V252H168ZM176 251V250H175ZM174 251V252H175ZM251 250H249V252H250ZM1 252V251H0ZM8 252V251H7ZM10 252V251H9ZM8 252V253H9ZM59 252V251H58ZM73 252H72V254H73ZM132 252V251H131ZM131 252H130V254H131ZM152 252V251H151ZM154 252V251H153ZM178 252V251H177ZM221 252V251H220ZM226 252V251H225ZM231 252V251H230ZM229 252V253H230ZM248 252V251H247ZM11 253V252H10ZM61 253V252H60ZM65 253V252H64ZM71 253V252H70ZM126 253V252H125ZM134 253V252H133ZM235 253H237V252H235ZM242 253V252H241ZM0 254H2L3 255V253H0ZM17 254V253H16ZM19 254V253H18ZM52 254H55V253H52ZM62 254V253H61ZM69 254V253H68ZM71 254V255H72ZM85 254V253H84ZM140 254V253H139ZM157 254V253H156ZM165 254H166V252H165ZM168 254H169V252H168ZM186 254V253H185ZM222 254V253H221ZM234 254V253H233ZM240 254V253H239ZM239 254H237L238 256L237 257H239ZM254 254H256L257 255V257L258 258H256V256H255V259H253L252 260V257L251 256H253ZM263 254V255H262ZM47 255H50L51 257H49V256H47ZM58 255V254H57ZM60 255V254H59ZM64 255V254H63ZM129 255V254H128ZM136 255V254H135ZM134 255V256H135ZM138 255V254H137ZM167 255V254H166ZM170 255V254H169ZM169 255H167L168 256V258H169ZM175 255V254H174ZM174 255H172L170 258L172 259V258H174V257H176V255L174 256ZM181 255H183V253H181ZM228 256H232V254H227ZM242 256H243V254H241ZM244 255H246V252L244 253ZM251 255V256H250ZM4 256V255H3ZM5 256H6V254H5ZM13 256H15V255H13ZM75 256V255H74ZM85 256V255H84ZM89 256V255H88ZM133 256V255H132ZM140 256V255H139ZM150 256V255H149ZM174 256V257H173ZM184 256V255H183ZM225 256V255H224ZM227 256V257H228ZM263 256V257H262ZM12 257V256H11ZM129 257V256H128ZM137 256H135V258H136ZM141 257V256H140ZM179 257H180V255H179ZM179 257H177V258H179ZM182 257V256H181ZM180 257V258H181ZM226 257V256H225ZM8 259L10 258V256L8 255V257H7ZM13 258H15V257H13ZM17 258V257H16ZM64 258H66V257H64ZM130 258V257H129ZM134 258V257H133ZM134 258V259H135ZM139 258V257H138ZM142 258V257H141ZM149 258V257H148ZM166 258V257H165ZM230 258V257H229ZM228 258V259H229ZM259 258H262V259H259ZM1 259V258H0ZM20 259V258H19ZM62 259V258H61ZM61 259H59V258H54V260H53V258L49 261V262H51L50 264H68V262L67 261H64L65 259H63V260H61ZM143 259V258H142ZM176 259V258H175ZM231 259V258H230ZM18 260V259H17ZM164 260V259H163ZM235 260V261H236ZM16 261V260H15ZM23 261V262H24ZM48 261H47V263H48ZM71 261V260H70ZM83 261V260H82ZM152 261V260H151ZM154 261V260H153ZM169 261H171V262H173L172 260H169ZM228 261V260H227ZM263 261V264H264V260H262ZM261 261V262H262ZM3 262H6L5 260L3 261ZM133 262V261H132ZM135 262H136V260H135ZM146 262H148V261H146ZM179 262V261H178ZM184 262V261H183ZM229 262H230V260H229ZM228 262V263H229ZM261 262H259V263H261ZM17 263V262H16ZM15 263V264H16ZM28 263V264H29ZM71 263V262H70ZM76 263V262H75ZM182 263V262H181ZM180 263V264H181ZM235 263V262H234ZM234 263H230V264H234ZM238 262L236 261V264H237ZM258 263V264H259ZM72 264V263H71ZM147 264V263H146ZM183 264H185V263H183ZM217 264H218V262H217ZM220 264V263H219Z\"/></svg>","mask_w":264,"mask_h":264}]
</instances>
